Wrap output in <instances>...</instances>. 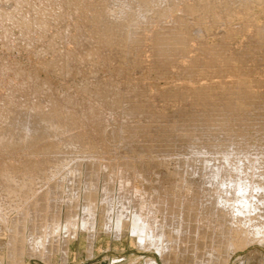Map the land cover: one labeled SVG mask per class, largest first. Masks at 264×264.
<instances>
[{
    "label": "bare ground",
    "instance_id": "bare-ground-1",
    "mask_svg": "<svg viewBox=\"0 0 264 264\" xmlns=\"http://www.w3.org/2000/svg\"><path fill=\"white\" fill-rule=\"evenodd\" d=\"M3 1H5V0H2V1H0V2H3ZM19 1H21V2H19ZM22 1L23 0H18V5L19 4H23L25 1H29V0H25V1H23V3H22ZM46 1V0H45ZM52 1H54V0H52ZM60 1H62V0H60ZM64 1V3L66 2V4H65V6L63 5V3L61 4L60 3V6L61 5H63L62 7H66L67 8V6L68 5H71V7H70V9L72 8V10L71 11H74L73 10V8L74 7H78L79 6V8H81L82 9V7H83V9L82 10H84L83 11V13H81L80 11H82V10H80V11H78V12H80L81 14H83V15H81L80 14V16H82V19H83V21L81 22V21H79L80 23H84V24H82L80 27L83 29V25L86 27H84V29H86V34H84L85 35V38H84V35H82L81 34V37H83L84 39H86L85 41L87 42V41H89V40H87V38L86 37H88V38H95V39H97V42L96 41H92V42H96L97 43V46H98V43L99 42H101L100 43V47H102V52L99 50V48L100 47H96L95 45H96V43H93V45L95 46V49L96 48H98L97 50L98 51H100L99 53L101 54V55H103L104 54V49L106 48L105 46H107V48L106 49H110V48H112L111 50H118L119 52L117 53L115 50L113 51V52H116V54L118 55V54H120V52H121V54L122 55H120V56H122V58L123 57H126V56H129V57H127L128 59L130 58V55H128V52H131L132 54H133V56H132V54L131 53H129V54H131V58H130V60H134V61H131V62H133L132 63V65L134 64V63H136L137 61L136 60H138L139 59V56L140 55H143V54H140V51H141V49L143 50L144 48H142V44H145L146 42H147V40H149L150 41V38H151V41L153 42V45L155 44V45H157V46H159L158 47V49L156 50L155 48L157 47H155V48H153V47H151V44L152 43H150L149 41V43H150V45L149 44H146V45H144V47H146L147 45L148 46H150L151 48H153V51L154 50H156L154 53L153 52H151L152 54H154V55H158L159 53H161V54H163V56H164V54L169 50V53H170V51L172 50V52H173V54L171 55L172 57H173V55H174V52H176L179 48L181 49L182 47H181V44H183L182 42H184L187 38H184V37H182V35H181V37L178 35V33L180 34V33H184V30L181 32V30L182 29H185L186 30V32H188V30H189V28H193V26H194V28L191 30V32H192V34L194 33V38L197 40V42H198V44L197 45H199V50L201 49L200 47H201V45L199 44L200 42H201V44L203 45L205 42H203L204 40V37L202 38V36L203 35H205V34H203L204 32H205V27L206 28H208V26H210L211 25V23H213V24H215L214 22H217V21H215V20H217L218 19V22L220 21V19H221V17H220V14L218 13V11L220 12L221 10H226L225 11V13H224V15H223V18H224V16H225V19L227 20V24H229V21H230V19L231 18H233V16H234V18H235V15H237V14H239L240 16H244L243 18H244V20H241V21H243V23H244V21H245V18L247 17H249L250 15L252 16L253 14L252 13H250L251 11H253V8L256 6V5H258L259 7L262 5V4H264V0H193L192 2L190 1H188V0H186V2H182L181 0H179L180 2H182V3H184L183 4V6H182V8H180V6H181V4H180V2H179V4H180V6L177 4V0L176 1H174V0H102V1H100V2H96L97 0H91V1H94V2H92V3H89L88 1H85L84 0V2H87L88 3V5H86V6H84V5H82V3H84V2H82V1H80V2H82L81 4L79 3V0H71V2L73 3V5H75L74 7H73V5L71 4V2L69 1V0H63ZM70 2V4H68L67 2ZM185 1V0H184ZM188 1V2H187ZM30 2H31V0H30ZM41 2V1H40ZM47 2H49V1H46V2H42V3H44L45 5L47 4L48 5V3ZM174 2H176V3H174ZM233 2H234V4H233ZM15 3V2H14ZM26 3V2H25ZM25 3L23 4V5H25ZM41 3V4H42ZM51 3V1L49 2V4ZM55 3H57V4H55ZM55 3H52L51 5H52V7H53V10H54V7L55 6H53V4L54 5H58L59 4V2H55ZM232 3V4H231ZM30 4V3H29ZM34 4L36 5V3L34 2ZM40 3H38V5H41ZM68 4V5H67ZM178 5L179 6V8L181 9V11H182V13L183 14H181V15H193L192 17H193V19H192V17H191V19H192V22H190L189 21V19H188V23H190V26L191 27H189V25H188V23H187V29L186 28H184L185 26H186V24L185 23H183V22H185V21H187V18H186V20L185 19H183V21H181V23H182V26H183V24H184V26H183V28H182V26L180 27L179 25V27L180 28H182V29H179V28H177V30L179 29L180 31L178 32L177 30L176 31H173L174 30V28L176 27H174L173 25H176V24H179L180 23V20H182L181 18H182V16L179 18V17H177V18H179V20L176 18V20H178L179 22L178 23H174L172 26L174 27V28H172V26L170 27L171 28V30L169 31V29H168V27H162V29L160 28V24L159 25H157L158 24V22L156 23V20L157 21H159V20H161V18H160V15H162L161 17H163V16H165L166 17V12H168V10H170L168 7H173L174 5ZM223 4V6L225 5V6H228V7H226L225 8V6H224V8L221 6ZM1 5V4H0ZM17 4H16V6H18ZM28 5V4H27ZM43 5V4H42ZM41 5V6H42ZM67 5V6H66ZM177 5H176V7H177ZM22 6V5H21ZM20 5H19V7H21ZM29 6H31V8L33 9L32 11H34L35 9H37L34 5V7H32V4L31 5H29ZM29 6H27V7H29ZM37 6V5H36ZM44 6V5H43ZM166 8H168V9H166ZM221 6V8H219ZM2 7V6H1ZM4 7H5V5H4ZM10 7H11V5H10ZM18 7V8H19ZM24 7H26V5L24 6ZM24 7L22 6V8L24 9ZM26 7V8H27ZM40 7V6H39ZM44 7H46V6H44ZM43 7V9L44 10H42V11H44L45 13L47 12L48 13V7H50V6H48V7H46V11H45V8ZM58 7H59V5H58ZM61 7V8H62ZM175 7V8H176ZM13 8V7H12ZM11 8V9H12ZM17 8V7H16ZM21 8V9H22ZM31 8H29V9H31ZM35 8V9H34ZM41 8L42 7H40V9L38 10L39 11V13H37L38 11H36L35 13H37V15L36 16H34L35 18H29V16H28V13L30 12H28V10L29 9H26V11H25V9H24V11H23V14H21V9H19L20 10V15H18V17L20 16L21 17V15H24V13H27L26 15L28 16V18H26V16H24V18H26L27 19V22L25 23L26 25H27V23H29L28 25H31V24H34V26H35V29L38 31V28H40L41 30H42V28H41V26H42V24L44 23H46L47 21H45V19H46V17H47V13L46 14H42V12H41ZM60 8V7H59ZM164 8H165V10H164ZM174 7H173V12H174V9H175ZM227 8H228V10H230L229 12L227 11ZM236 8V9H235ZM260 8H262V7H260ZM263 8H264V6H263ZM2 9V8H1ZM8 9V8H7ZM10 9V8H9ZM52 9V8H51ZM50 9V10H51ZM58 9V8H57ZM57 9L55 10V14H59L58 13V11L60 10H64V9H58V11H57ZM68 9V8H67ZM178 8H176V10H177ZM218 9H221V10H218ZM15 11H16V9H14ZM14 10H13V12H14ZM19 10H17L16 12H18ZM53 10H51V11H49V12H51V13H53ZM77 10H79V9H76L75 11H77ZM5 12H6V10H4ZM3 10H2V12H4ZM8 11V10H7ZM32 11H31V13H29L30 14V16H31V14H32ZM180 11V10H179ZM263 11V10H262ZM262 11L260 12L261 14H262ZM10 12L12 13V11L10 10ZM9 12V13H10ZM15 12V13H16ZM41 12V13H40ZM57 12V13H56ZM68 12V11H67ZM70 12V11H69ZM77 12V13H78ZM165 12V13H164ZM178 12V11H177ZM176 12V13H177ZM221 12H223V11H221ZM220 12V13H221ZM226 12H227V14H226ZM6 13H8V12H6ZM6 13H4V15H3V13H1V10H0V15L2 14V16H5V14ZM9 13L8 14H6V17H2V18H4V19H7V20H10L11 19V22L10 21H8L7 22V20H6V22H7V25L4 27L5 29H7V30H9L10 31V26L12 25V22H14V20L16 19H14L13 18V15L10 13V15H11V17L14 19L13 21H12V18H10V16H9V19H8V15H9ZM54 13L53 14H49L48 15V17H54V16H56L55 18H57V15H54ZM63 13H66L65 11L63 12ZM74 13V12H73ZM72 13V14H73ZM179 13V12H178ZM259 13V14H260ZM263 13H264V11H263ZM60 14H61V12H60ZM67 14V18H68V13H66ZM79 14V13H78ZM152 14L154 15V14H156V15H158V17H159V19H157V16H152ZM169 14V13H168ZM217 14H219V15H217ZM222 14L223 13H221V16H222ZM16 15H17V13H16ZM52 15H54V16H52ZM65 15V14H64ZM75 15H76V12L74 13V18H75ZM177 15V14H176ZM183 16V18H185L186 16ZM239 15H237V16H239ZM249 15V16H248ZM32 16H33V14H32ZM45 16V17H44ZM60 16L61 15H59V17H58V19L60 18ZM63 16V15H62ZM80 16H79V18H80ZM151 16V19L149 18ZM170 16L172 17H175L172 13L170 14ZM170 16H169V18H170ZM209 16V17H208ZM236 16V17H237ZM251 16L249 17V18H251ZM254 16H255V14H254ZM14 17H16L15 15H14ZM23 17V16H22ZM64 17V16H63ZM65 17H66V15H65ZM65 17L63 18V19H65ZM71 17V16H70ZM72 17V18H73ZM154 17H156V19H155V21L154 20H152ZM163 18L164 19V21H165V19L166 18H168V15H167V17L166 18ZM229 17H230V19H229ZM24 18H20V19H23L24 20ZM45 18V19H44ZM51 18V19H52ZM78 18V19H79ZM206 18H209V20H214L213 22L212 21H210L209 23H210V25H209V23L208 22H206ZM211 18V19H210ZM220 18V19H219ZM221 19V20H224L225 21V19ZM233 18V19H234ZM246 18V19H247ZM249 18L247 19L249 22H251L252 21V19L251 20H249ZM252 18H253V16H252ZM0 19H1V17H0ZM3 19V20H4ZM26 19L24 20V21H26ZM32 19V20H31ZM51 19H47L48 20V23H49V21H51V22H55V25L57 24L56 23V21L58 22V19H54V20H51ZM63 19H60V24H61V22L63 21ZM76 19V18H75ZM77 19V20H78ZM81 19V18H80ZM148 19L149 20H152V22L151 21H148ZM174 20V22H175V18H173ZM229 19V20H228ZM2 20V19H1ZM1 20H0V23H3V25L5 24L4 22H5V20L3 21V22H1ZM18 20V19H17ZM19 21L18 23H21V27H23V22L24 21ZM62 20V21H61ZM67 20V22H69V18L68 19H66ZM65 20V21H66ZM170 20V21H169ZM168 20V24H167V20L165 21V23L167 24V26L168 25H170L169 24V22H172L171 20L172 19H169ZM29 21V22H28ZM146 21H148V22H150V23H153V21L156 23H154L155 24V26L156 27H158L159 26V28L161 29V30H163V32H161L160 31V29H158L157 30V28L156 27H154V28H156V31H154L153 32V30L152 29H150V31L152 30V36L153 37H151L150 35H151V33L149 34V35H147L148 34V32L146 33V35L147 36H150V38L149 37H145L146 35H145V33H143L142 31H140L141 29H139V32L141 33L142 32V34H140V36H143V34H144V37H145V40L143 39L144 37H140L139 36V34L137 35V34H135V35H137V36H134V32L136 33H138V28H141V27H139V26H141V24L142 25H145V22ZM256 21V20H255ZM15 22H16V20H15ZM15 22H14V24H15ZM54 22H53V25H54ZM78 22V21H77ZM78 22V23H79ZM147 22V23H148ZM160 22V21H159ZM247 22V21H246ZM10 24V26H8L9 24ZM46 24V26L45 27H47L48 29L49 28H51L50 26H49V24ZM144 23V24H143ZM146 23V24H147ZM162 23V22H161ZM164 23V22H163ZM207 23V25H205ZM220 23H221V21H220ZM219 23V24H220ZM223 24H224V22H222ZM242 23V24H243ZM261 23V22H260ZM264 23V22H263ZM13 24V25H14ZM41 25L40 27H37L36 25ZM69 24V23H68ZM71 24V23H70ZM73 24H74V22H73ZM72 24V25H73ZM76 24V23H75ZM227 24H225L226 25V27L228 26ZM237 24V23H236ZM247 24V23H246ZM251 25H252V27H253V24L252 23H250ZM249 24V25H250ZM1 25V24H0ZM2 25V26H3ZM12 25V26H13ZM16 25H17V22H16ZM71 25V26H72ZM181 25V24H180ZM239 25H241L240 24V22H239V24L237 25V26H239ZM245 25V23L242 25V26H244ZM255 25V24H254ZM263 25V24H262ZM25 26V25H24ZM32 26V25H31ZM31 26H29V27H31ZM49 26V27H48ZM61 26V25H60ZM70 26V27H71ZM77 26V25H76ZM146 26V25H145ZM145 26L144 27H142V29L143 28H145ZM177 26V27H178ZM216 26V25H215ZM215 26H213V28H215ZM219 25L217 24V27H218ZM259 26V25H258ZM8 27H9V29H8ZM14 28H15V25L13 26ZM17 27V26H16ZM20 26H18V28H19ZM21 27H20V29H21ZM28 27V28H29ZM37 27V28H36ZM43 27V26H42ZM78 27V26H77ZM148 27V26H147ZM150 27V26H149ZM153 27V26H152ZM151 27V28H152ZM229 27V26H228ZM226 28L227 30L229 29V28ZM232 27H234V26H232ZM249 27V26H248ZM255 27V26H254ZM261 27V26H260ZM1 28V27H0ZM13 28V29H14ZM27 28V29H28ZM44 28V27H43ZM47 28L44 30V31H40V32H43V33H45V32H47L48 30H47ZM65 28V27H64ZM75 28V27H74ZM80 28V29H81ZM137 28V29H136ZM163 28H165V29H163ZM242 28V27H241ZM240 28V29H241ZM250 28V27H249ZM256 28V27H255ZM254 28V29H255ZM4 29V30H5ZM19 29V30H20ZM23 29H26L25 27H23ZM31 29V28H30ZM30 29H28L27 31L28 32H30L31 30L33 31L34 30V27L30 30ZM39 29V30H40ZM59 29V28H58ZM77 29V28H76ZM146 29V28H145ZM143 30V31H146V30ZM148 29V28H147ZM168 31H167V30ZM173 29V30H172ZM209 29V28H208ZM245 29H247V28H245ZM250 29H252V28H250ZM254 29H252L253 31H252V33L254 32ZM263 32L262 31H260L261 29L259 28V31H260V33H258L257 34V36H258V38H259V42L260 43H262V44H259V45H263L264 44V25H263ZM7 30H6V32H7ZM15 30V29H14ZM13 30V31H14ZM36 30H34V31H36ZM47 30V31H46ZM75 30V29H74ZM135 30H137V31H135ZM149 30V29H148ZM147 30V31H148ZM155 30V29H154ZM164 30H166V31H164ZM190 30H189V32H190ZM214 30V29H213ZM234 30V29H233ZM239 27H238V29H237V27H236V31L239 33V31L241 32V30H239ZM7 32V33H10V32ZM22 31H23V33H22ZM27 31H25V33L27 32ZM76 31V30H75ZM74 31V32H75ZM236 31H234V33L236 34L237 32ZM246 31V30H245ZM27 32V35L29 34ZM49 32H51V31H49ZM53 32V31H52ZM57 32V31H56ZM70 32V31H69ZM178 32V33H177ZM185 32V35L187 34ZM188 32V33H189ZM191 32H190V34H189V38H188V42H190V44H191V41H189V39H191L192 41H193V37H191L190 38V35L192 36V34H191ZM232 32V36L229 34V33H231ZM231 32H230V29H229V32H227L226 34L227 35H225L226 36V38L225 37H223L222 39L224 40V38H225V40H226V42H227V40L229 41H232V39L231 38H229V37H232L233 38V40L235 39L234 38V33H233V31H232V28H231ZM244 32V28H243V31H242V33ZM248 32V31H247ZM258 32V28L256 29V33ZM4 33H5V31H4ZM22 33V34H21ZM31 34L30 35H34L35 33H33V32H30ZM33 33V34H32ZM62 33V32H61ZM65 33V32H64ZM83 33H85V31L83 32ZM212 33V32H211ZM245 33V32H244ZM255 33V32H254ZM2 34V33H1ZM37 34H38V32H37ZM40 34V33H39ZM39 34L37 35V37L39 36ZM45 34H47V33H45ZM52 34V33H51ZM60 34V33H59ZM73 34V33H72ZM5 35H6V33H5ZM20 35H23V37L26 35V34H24V30H22L21 29V32H20ZM54 35H57V34H54ZM74 35V34H73ZM72 35V36H73ZM184 35V34H183ZM251 36H253V34H250ZM13 36V35H12ZM36 36V35H35ZM34 36V37H35ZM48 36H49V34H48ZM70 36H71V34H70ZM71 36V37H72ZM75 36V35H74ZM95 36V37H94ZM206 36H207V34H206ZM205 36V37H206ZM2 37V36H1ZM10 37V36H9ZM15 37V36H14ZM186 37V36H185ZM187 37H188V35H187ZM255 37H256V35H255ZM11 38V37H10ZM19 38V37H18ZM22 38V37H21ZM25 38V37H24ZM65 38V37H64ZM76 38V37H75ZM148 38V39H147ZM201 38V39H200ZM1 39H3V38H1ZM5 39V38H4ZM7 39H8V35H7ZM35 39H37V38H35ZM38 39H39V37H38ZM41 39V38H40ZM61 39V38H60ZM78 39H80V36H79V38ZM84 39H83V45L85 46L86 45V43L84 44ZM147 39V40H146ZM207 39V38H206ZM256 39V41L258 42V39L257 38H255ZM11 40V39H10ZM23 40V39H22ZM25 40V39H24ZM44 40V39H43ZM50 40V39H49ZM65 40V39H64ZM68 40V39H67ZM82 40V39H81ZM143 40L144 41H146L145 43L143 42ZM196 40H194V42L196 41ZM199 40V41H198ZM208 40V39H207ZM223 40H221L222 41V43L220 44H218V45H222V44H226V42H224ZM4 41V40H3ZM9 41V40H8ZM14 41V40H13ZM26 41V40H25ZM47 41V40H46ZM63 41V40H62ZM61 41V42H62ZM66 41V40H65ZM64 41V42H65ZM69 41V40H68ZM73 41V40H72ZM77 41H79V40H77ZM90 41H91V39H90ZM89 41V43L90 44H88V42H87V44L88 45H90L91 46V49H92V47H94L93 45H91V43L92 42H90ZM99 41V42H98ZM12 42V41H11ZM14 42H16V40L14 41ZM17 42H19V41H17ZM22 42V41H21ZM27 42V41H26ZM32 42V41H31ZM35 42V41H34ZM74 42V41H73ZM80 42V41H79ZM79 42H77V43H79ZM80 42V43H81ZM147 42V43H148ZM193 42V43H194ZM197 42H195V43H197ZM207 42V41H206ZM224 42V43H223ZM28 43V42H27ZM67 43V42H66ZM78 44V47H76V48H78L79 49V51L80 50H82V49H84V46H83V48L82 47H80L79 45H81V44ZM184 43H187V42H184ZM229 43V42H228ZM18 44V43H17ZM26 44V43H25ZM33 44V43H32ZM31 44V45H32ZM38 44H40V42L38 43ZM52 44H55V43H52ZM72 44V43H71ZM76 44V43H75ZM168 44H170V47H172L171 45L173 44V45H175L176 47L174 48V51H173V48L171 49L170 47H169V45ZM207 44V43H206ZM216 44V43H215ZM224 44V45H225ZM12 45V44H11ZM27 45V44H26ZM56 45V44H55ZM77 45V44H76ZM102 45V46H101ZM105 45V46H104ZM154 45V46H155ZM195 45V44H194ZM214 45V44H213ZM213 45H203V46H208L206 49L204 48L203 50L205 51H208L211 47H209V46H212L213 48H216V49H213V48H211L210 49V51H208L207 53H208V55L207 56H209L210 57V53L213 55L212 57H214V60H215V62H216V59L219 57V60H220V53L221 54H223V52L225 51L224 49H226L225 47H223L224 45H222V49L224 50L223 52H220V47L217 45L216 47H214ZM10 46V45H9ZM15 46V45H14ZM48 46V45H47ZM66 46V45H65ZM68 46V45H67ZM72 46H74V45H72ZM178 46H180L179 48H177ZM184 46V45H183ZM192 46V45H191ZM196 46V45H195ZM195 46H192V47H194L195 49H196V47ZM202 46V47H203ZM225 46H227V45H225ZM5 47V46H4ZM80 47V48H79ZM86 47H88V46H86ZM85 47V48H86ZM149 47V48H150ZM191 47V48H192ZM217 47H219V48H217ZM264 47V45L262 46V48ZM46 48V47H45ZM60 48V47H59ZM82 48V49H81ZM104 48V49H103ZM170 48V49H169ZM184 48L185 47H183V51H185L187 48H185V50H184ZM40 49V48H39ZM55 49V48H54ZM66 49V48H65ZM91 49H89V48H87L86 50H85V52H84V50L83 51H81L80 53L81 54H83V53H85V54H89V56L91 55L88 51L90 50L91 51ZM94 49V48H93ZM108 49V51L106 52L107 54L108 53H110L109 50ZM146 49V48H145ZM175 49H176V51H175ZM180 49L178 50V52H180V54H182L183 53V51H180ZM189 50H191V52H193L194 53V51H192V49H190V48H188ZM195 49H193V50H195ZM208 49V50H207ZM221 49V50H222ZM27 50V49H26ZM59 51H61L60 49H58ZM63 50V49H62ZM97 50H94V51H97ZM149 50V49H148ZM188 50V51H189ZM202 50V49H201ZM201 50H200V52H201ZM202 50V53L204 52ZM262 50L263 49H260V51L262 52ZM44 51V50H43ZM64 51V50H63ZM76 51V50H75ZM93 51V50H92ZM98 51H97V53L96 54H98ZM147 50H145V51H143V52H146ZM152 51V50H151ZM158 51V53H156ZM196 51V50H195ZM198 51V50H197ZM53 52H55L54 50H53ZM71 52V51H70ZM142 52V53H143ZM171 52V53H172ZM186 52V53H185ZM182 55H185V54H187V51H185ZM191 52H189L188 54H190ZM210 52V53H209ZM220 52V53H219ZM57 53H59V52H57ZM56 53V54H57ZM62 53V52H61ZM69 53V52H68ZM72 53V52H71ZM74 53V52H73ZM126 55H125V54ZM168 53V52H167ZM167 53H166V55H167ZM168 53V54H169ZM192 53V54H193ZM199 53V51L197 52V54ZM81 54H79L80 56H79V58L80 59H76L77 61L78 60H80V63H84V61L83 62H81L83 59H81V57H83V56H81ZM100 54H98V55H100ZM115 54V55H116ZM137 56H136V55ZM176 54H178L177 52H176ZM175 54V56H176V59L179 61V57L177 58V56H180V55H176ZM187 54V55H188ZM197 54H196V56H197ZM203 54H206V52L205 53H203ZM63 55H65V53L63 54ZM94 54H92V56H93ZM109 56H110V54H108ZM111 55H112V52H111ZM114 55V54H113ZM112 55V56H113ZM123 55H125V56H123ZM151 55V54H150ZM154 55H151V57L152 56H154ZM154 56V58L156 57H158V56ZM165 55V56H166ZM182 55L180 56V60H181V62H183L182 60H185L186 62H187V59H186V57H187V55H185L186 57H182ZM194 55V58L197 60V58H198V56H200V54H198V56H197V58H196V56H195V54H193ZM219 55V56H218ZM263 55V54H262ZM58 56V55H57ZM69 56H72L71 54H69ZM75 56V55H74ZM73 56V57H74ZM88 56V55H87ZM83 57V58H85L86 60L88 59V57ZM95 56H97V55H95ZM95 56H94V58H95ZM104 56L106 57V55H103V58H104ZM119 56V55H118ZM138 58H136V57ZM146 56V55H145ZM145 56H142V57H144L145 58ZM147 56H149V54L147 55ZM169 56V55H168ZM170 56V57H171ZM192 56V55H191ZM191 56H188V57H190L191 58ZM203 56V55H202ZM205 56L206 55H204V59L203 58H201V56H200V58H198V60H204V62H202V67H203V65H204V63L206 64V62L205 61H207V63L208 64H206V66L208 67V65L210 64V66L213 64V63H211V57L209 58V57H207V59L205 58ZM216 56H218L216 59H215V57ZM55 57V56H54ZM60 57V56H59ZM64 57V56H63ZM62 56H61V58H62V60L63 59H67V57H68V54H67V57L65 56V58H63ZM91 57V56H90ZM99 56H97L96 58V60H99V61H102V60H100V59H102V57L100 56L99 58H98ZM108 57V56H107ZM106 57V58H107ZM111 57V56H110ZM114 57V59L116 58H119V60L120 59H122L121 57H117V56H113ZM113 57H111V58H109L110 60H106L107 62L108 61H110L111 62V59L113 58ZM133 57V58H132ZM141 56H140V58L141 59H143ZM171 57V58H172ZM261 57V56H260ZM264 56H262V58H263ZM70 58V57H69ZM105 58V59H106ZM161 58H163L164 59V57H161ZM166 58H168L167 56H166ZM170 58V59H171ZM192 58H193V56H192ZM191 58V59H192ZM193 58V59H194ZM233 57H230V66L232 67V62H233V60H234V58H233V60L231 61V59H232ZM65 59V60H66ZM71 59H73L72 57H71ZM71 59H69V61L71 60ZM105 59H103V63L105 62L104 60ZM113 59V61L115 62V60ZM125 59V58H124ZM123 59V60H124ZM128 59H127V61H128ZM173 59V58H172ZM172 59H171V61L170 60H167V59H165V60H167V61H170V62H172V64L171 65H173L174 63H175V61L173 62L172 61ZM209 59H210V61H209ZM264 59V58H263ZM55 60V59H54ZM53 60V61H54ZM59 60H60V64H61V62H63V61H61V59L59 58ZM64 60V61H65ZM95 60V61H96ZM119 60L117 61L116 60V62L115 63H119ZM122 60V61H123ZM129 60V61H130ZM152 60H153V58H152ZM156 60V62L158 61V59H155ZM154 60V61H155ZM174 60V59H173ZM189 60V59H188ZM197 60V61H198ZM201 60H200V63H201ZM58 61V60H57ZM68 61V60H67ZM67 61H65V62H67ZM88 61V60H87ZM94 61V62H95ZM126 61V62H127ZM136 61V62H135ZM139 61V60H138ZM142 61V60H141ZM140 61V62H141ZM150 61V60H149ZM154 61H152L153 63H154ZM164 63H163V62ZM161 61V67H163V66H165V65H167L168 64V62H167V64L165 63L166 61H164V60H162ZM178 61H176V63L178 62ZM209 61V62H208ZM218 61V60H217ZM52 62V61H51ZM72 62V61H71ZM107 62H105V63H107ZM109 62V63H110ZM114 62H113V65H114ZM121 62V61H120ZM147 61L145 60V62L144 63H146ZM170 62H169V64H170ZM177 63V64H179V65H181V64H183V63ZM214 62V61H213ZM236 62V61H235ZM234 62V63H235ZM53 64L54 63H56V62H52ZM59 63V62H58ZM64 63V62H63ZM62 63V64H63ZM87 63V62H86ZM90 63V62H89ZM99 62H97V63H95L96 65L98 64ZM102 63V62H101ZM101 63H99V64H101ZM103 63L101 64V65H103ZM117 63V64H118ZM123 63V62H122ZM122 63H120V65L122 64ZM175 63V64H176ZM185 63V62H184ZM189 63V62H188ZM190 63H191V60H190ZM195 64L196 63V65H197V63H199V61L198 62H193V60H192V63L191 64ZM199 63V64H200ZM217 63V62H216ZM219 64L221 63V61L220 62H218ZM66 64H68V62L66 63ZM65 63H64V65H66ZM71 64V63H70ZM127 64V63H126ZM147 64V63H146ZM159 64H160V62H159ZM165 64V65H164ZM193 64V65H194ZM198 64V65H199ZM222 64V63H221ZM72 65H73V63H72ZM75 65V64H74ZM73 65V67H75ZM105 65V64H104ZM107 65H109L108 63H107ZM111 65V64H110ZM116 65V64H115ZM119 65V66H120ZM150 65H152V63L150 64ZM154 65H157L156 63L154 64ZM188 65V64H187ZM193 65H191V66H193ZM196 65H194V66H196ZM197 65V66H198ZM200 65V66H201ZM236 65V64H235ZM57 66H58V64H57ZM62 66V65H61ZM80 66V65H79ZM86 66H88V65H86ZM90 66V65H89ZM92 66V65H91ZM94 66V65H93ZM124 66V65H123ZM126 66V65H125ZM136 66V65H135ZM144 66V65H143ZM146 66V65H145ZM158 66V65H157ZM160 66V65H159ZM167 66H169V65H167ZM167 66H165L163 69L164 70H166L167 71V68H170V67H167ZM182 66V68L183 67H186V66H183V65H181ZM190 65L188 66L189 67V69L186 67V73L188 72V75H190L191 73H194L195 71H197V69H195V68H192L193 69V72H191V67ZM205 65H204V67H206ZM209 66V67H210ZM221 66V65H220ZM52 67V66H51ZM64 67V66H63ZM81 67V66H80ZM98 67V66H97ZM107 67V66H106ZM114 67H116V66H114ZM113 67V68H114ZM147 67V66H146ZM149 67V66H148ZM152 67V66H151ZM153 67H155V66H153ZM153 67H152V69H153ZM167 67V68H166ZM177 67H178V65H177ZM176 67V68H177ZM199 67V66H198ZM204 67H203V70L206 72V68L204 69ZM222 67H223V65H222ZM221 67V68H222ZM10 68V67H9ZM58 68V67H57ZM104 68H105V66H104ZM103 68V69H104ZM112 68V69H113ZM126 68V67H125ZM131 68V67H130ZM135 68V67H134ZM155 68H160V67H155ZM173 68H175V67H173ZM179 68V67H178ZM181 68V67H180ZM181 68V69H182ZM220 68V69H221ZM36 69V68H35ZM67 69V68H66ZM75 69H77V68H75ZM79 69V68H78ZM81 69V68H80ZM84 69V68H83ZM115 69V68H114ZM145 69V68H144ZM172 69V68H171ZM184 69V68H183ZM187 69L189 70V71H187ZM199 69V68H198ZM52 70V69H51ZM55 70V69H54ZM62 70H64V69H62ZM69 70V69H68ZM71 70H73V69H71ZM70 70V71H71ZM82 70V69H81ZM108 70V69H107ZM106 70V71H107ZM120 70V69H119ZM148 70H150V69H148ZM159 70V69H158ZM173 70V69H172ZM171 70V71H172ZM199 70H202V68L200 67V69ZM202 70V71H203ZM209 70V69H208ZM207 70V71H208ZM9 71V70H8ZM47 71V70H46ZM61 71V70H60ZM65 71V70H64ZM74 71V70H73ZM116 71H118V69L116 70ZM123 71V70H122ZM121 71V72H122ZM124 71H125V69H124ZM124 71L122 72V74L124 73ZM166 71H164V73L166 72ZM170 71V70H169ZM181 71V70H180ZM185 71V70H184ZM203 71V72H204ZM210 71V70H209ZM62 72V71H61ZM66 72V71H65ZM80 72V71H79ZM87 72H89V70L87 71ZM91 72H93V70H91ZM110 72V71H109ZM120 72V71H119ZM126 72H127V68H126ZM130 72V71H129ZM175 72H177L178 73V71H175ZM191 72V73H190ZM198 72V71H197ZM201 72V71H200ZM199 72V73H200ZM59 73V72H58ZM63 73V72H62ZM67 73V72H66ZM84 73V72H83ZM96 73V72H95ZM98 73V72H97ZM118 73V72H117ZM138 73V72H137ZM144 73V72H143ZM143 73H141V74H143ZM167 73V72H166ZM174 73V72H173ZM185 73V72H184ZM185 73V75H187ZM190 73V74H189ZM61 74V73H60ZM71 74V73H70ZM121 74V73H120ZM130 74V73H129ZM131 74H132V72H131ZM130 74V75H131ZM136 74V73H135ZM139 74V73H138ZM179 74V73H178ZM180 74H182V73H180ZM198 74V73H197ZM16 75V74H15ZM66 75V74H65ZM68 75V74H67ZM96 75V74H95ZM119 75V74H118ZM133 75V74H132ZM140 75V74H139ZM176 75V74H175ZM184 75V74H183ZM187 75V76H188ZM21 76V75H20ZM34 76V75H33ZM97 76V75H96ZM111 76V75H110ZM141 76V75H140ZM170 76V75H169ZM174 76V75H173ZM177 76V75H176ZM193 76V75H192ZM195 76V75H194ZM229 76H231V75H229ZM18 77V76H17ZM16 77V78H17ZM65 77V76H64ZM92 77V76H91ZM120 77H122V76H120ZM133 77V76H132ZM135 77V76H134ZM143 77V76H142ZM175 77V76H174ZM173 77V78H174ZM189 78H190V76H188ZM234 77V76H233ZM238 77V76H237ZM240 77V76H239ZM88 78V77H87ZM117 78V77H116ZM129 78V77H128ZM136 78H137V76H136ZM136 78H135V80H136ZM140 78V77H139ZM182 77H180V79H181ZM193 78H195V77H193ZM192 78V79H193ZM85 79V78H84ZM113 79H115V77L113 78ZM112 79V80H113ZM124 79V78H123ZM141 79V78H140ZM183 79H185V81H186V78H183ZM213 79V78H212ZM243 79V78H242ZM253 79V78H252ZM86 80V79H85ZM110 80H111V78H110ZM121 80V79H120ZM126 80V77H125V79H124V81ZM133 80H134V78H133ZM169 80V79H168ZM178 80V79H177ZM190 80V79H189ZM198 81H200V79L198 78L197 79ZM196 80V81H197ZM245 80V79H244ZM264 80V79H263ZM119 81V80H118ZM181 81V80H180ZM192 81H194V79L192 80ZM222 81V80H221ZM224 81H226V80H224ZM223 81V82H224ZM228 81V80H227ZM242 81V80H241ZM260 81V80H259ZM16 82V81H15ZM108 82V80H106V82H105V80H104V84L105 83H107ZM121 82V81H120ZM129 82V81H128ZM174 82H176V81H174ZM178 82V81H177ZM219 82H220V80H219ZM223 82H222V84H223ZM232 82H233V80H232ZM235 82V81H234ZM233 82V83H234ZM264 82V81H263ZM263 82H261L262 84H263ZM10 83V82H9ZM45 83V82H44ZM84 83V82H83ZM98 83H101V82H98ZM109 83V82H108ZM113 83V82H112ZM116 83V82H115ZM167 84H168V82H166ZM183 83V82H182ZM181 83V84H182ZM186 83V82H185ZM184 83V84H185ZM193 83V82H192ZM198 83V82H197ZM207 83V82H206ZM211 83V82H210ZM217 83V82H216ZM221 83V82H220ZM220 83H218V84H220ZM237 83H242V82H237ZM110 84V83H109ZM119 84V83H118ZM172 84V83H171ZM170 84V85H171ZM198 84H201V82H199ZM212 84H213V82H212ZM222 84H221V86H222ZM85 85H87V84H85ZM113 85H114V83H113ZM117 85V84H116ZM124 85V84H123ZM126 85H127V83H126ZM151 85V84H150ZM173 85V84H172ZM177 85H179L178 83H177ZM196 85V84H195ZM224 85V84H223ZM239 85V84H238ZM238 85H236L235 87L236 88H239L238 87ZM15 86V85H14ZM97 87H98V85H96ZM108 85H106V87H107ZM120 86H122V83H121V85ZM185 86V85H184ZM225 86V85H224ZM223 86V87H224ZM227 86V85H226ZM231 86H233V84L231 85ZM231 86H230V88H231ZM251 86H253V85H251ZM261 86V85H260ZM263 86V85H262ZM261 86V87H262ZM42 87V86H41ZM103 87V86H102ZM110 89H108L109 91H111L110 92V94H108L109 93V91L107 90V96H111L112 94H113V88H115L114 86H113V88H111L112 87V85L111 86H108ZM107 87V88H108ZM116 87H118V86H116ZM123 87V86H122ZM125 87V86H124ZM169 87V86H168ZM171 87H173V86H171ZM176 87V86H175ZM174 87V88H175ZM180 87V89H181V86H179ZM179 87L177 86V89L179 90ZM187 87V86H186ZM198 87V86H197ZM196 87V88H197ZM201 87H203V85L201 86ZM210 88V86H207V88ZM261 87H260V89H261ZM35 88V87H34ZM90 88H91V86H90ZM89 88V89H90ZM100 88H101V86H100ZM100 88L98 87V88H96V89H98V90H100ZM105 87H103V90H104V92H103V90H102V92L104 93V95H102L103 93L102 92H99V95H101L100 96V98H97V100H100L101 98H102V96H104L103 98L105 99V101H107V97H105L106 95H105V89H104ZM106 88V89H107ZM119 88V87H118ZM152 88V87H151ZM170 88V87H169ZM191 88V87H190ZM211 88H213V86L211 87ZM229 87L227 88V89H229V90H231ZM32 89V88H31ZM85 89H87V88H85ZM94 89H95V87H94ZM102 89V88H101ZM116 89V88H115ZM153 89V88H152ZM185 88H183L180 92L178 91V93L175 91V89H174V91L177 93V96H178V98H179V96H180V98L181 99H183L184 97H182V96H184V95H186V93L188 94V91L186 92V90H184ZM198 89H200V87H198ZM205 89V90H204ZM204 91H205V93H206V88H205V86H204ZM215 89H220L221 91H222V89H221V87L219 88L218 87V85H217V87L215 88ZM226 89V88H225ZM263 89V88H262ZM30 90V89H29ZM72 90V89H71ZM118 89H116V91H117ZM125 90V89H124ZM145 90V89H144ZM148 90V89H147ZM160 91H162L161 89H159ZM166 90V89H165ZM186 92H184V91ZM192 90V89H191ZM211 90V89H210ZM209 90V91H210ZM220 90H218V91H220ZM232 90H233V88H232ZM235 90H237V89H235ZM255 90V89H254ZM92 91V90H91ZM91 91H90V94H89V96L90 95H93V94H91ZM93 91H95V90H93ZM97 91V90H96ZM101 91V90H100ZM127 91V90H126ZM137 91V90H136ZM154 91V90H153ZM152 91V92H153ZM156 91V90H155ZM173 91V92H174ZM190 91V90H189ZM197 91H199V90H197ZM197 91H196V94H199V92L197 93ZM201 91V93H202V90H200ZM217 91V90H216ZM216 91H214L215 93H216ZM256 91H257V89H256ZM258 91H261L262 92V90H258ZM115 92V91H114ZM117 92H119L120 93V90H118ZM117 92H115V94L117 93ZM138 92V91H137ZM157 92V91H156ZM166 92V91H165ZM173 92H172V94H173ZM184 92V93H183ZM192 92V91H191ZM223 92V91H222ZM221 92V93H222ZM229 93H228V98H226V99H229L230 101H231V98L229 97V95H231V93H230V91H228ZM232 92V91H231ZM263 92H264V90H263ZM92 93H94V92H92ZM97 93H98V91L96 92V97H98L97 96ZM119 93H118V96H117V94L115 95L116 97H114V94L111 96V97H114L113 99L110 97V99L112 100L111 102H112V104H115V109L117 108V107H121V106H116L117 105V103H119V102H121V103H123L124 101H125V99H124V101H123V98L125 97H122L121 95V97H119ZM123 93H124V91H123ZM129 93V92H128ZM140 93V92H139ZM138 93V95H140V94H142V93H140L139 94ZM146 93V92H145ZM148 93V92H147ZM150 93V92H149ZM176 93L175 94H173V98L176 96ZM205 93L203 92L202 94H199V95H205ZM212 93V92H211ZM220 93V94H221ZM237 93V92H236ZM236 93H235V95H236ZM252 93H253V91H252ZM257 93V92H256ZM25 94V93H24ZM120 94H122V92L120 93ZM126 94V93H125ZM124 94V95H125ZM137 93H135V96H137L136 95ZM156 94V93H155ZM154 94V95H155ZM158 94H159V92H158ZM157 94V95H158ZM169 94V93H168ZM171 94V93H170ZM172 94L170 95V96H172ZM195 94V91H194V93H192V97L193 96H195L196 97V95H194ZM208 94V93H207ZM219 93H217V95H218ZM223 94V93H222ZM225 94H227V93H225ZM225 94H223V95H221L220 97H221V99H224L225 100ZM232 94H234L233 92H232ZM238 94V93H237ZM36 95V94H35ZM62 95V94H61ZM123 95V94H122ZM146 95V96H145ZM144 96L145 97H147V96H150V95H148V94H145ZM163 95V94H162ZM213 95H216V94H214L213 93ZM127 96H129V94H126V97ZM130 96H131V94H130ZM132 96H133V99H134V95L132 94ZM177 96H176V98H177ZM188 96H190V94H188ZM198 96V95H197ZM206 96H208V95H205V96H200V97H196L197 98V100H195V102H197V101H200V98L202 97L203 99H206L205 97ZM210 96H212V95H210ZM222 96L224 97V98H222ZM238 96H240V95H238ZM14 97V96H13ZM16 97V96H15ZM24 97V96H23ZM82 97H83V95H82ZM94 97H95V94H94ZM138 97V96H137ZM159 97H162V96H159ZM165 97H167V95L165 96ZM186 98H190V97H187V96H185ZM195 97H193V98H195ZM233 97V96H232ZM236 98H237V96H235ZM17 98V97H16ZM67 98V97H66ZM122 98V99H121ZM140 98V97H139ZM149 98H151V97H149ZM158 98V97H157ZM157 98H156V100H157ZM170 98V97H169ZM169 98H167V99H169ZM195 98V99H196ZM198 98H199V100H198ZM202 98H201V101L203 102L204 100H202ZM209 98L210 97H208V100H209ZM213 98V97H212ZM241 98V97H240ZM6 99V98H5ZM68 99V101L70 102L71 100H73V97H72V99H71V97L70 98H67ZM69 99H71V100H69ZM82 99V98H81ZM93 99H95V98H93V96H92V102H91V104H90V106L91 105H93L94 103H96V100H93ZM109 99V98H108ZM109 99V100H110ZM132 98H130V100H132V101H135V99H138V98H135L134 100H133ZM146 99H148V97L146 98ZM152 99V98H151ZM166 98H165V100L166 101H169V100H167ZM180 99V100H181ZM191 99V98H190ZM233 99V98H232ZM237 99H239V98H237ZM262 99H263V97H262ZM50 100V99H49ZM52 100V99H51ZM75 100V99H74ZM73 100V101H74ZM77 100V99H76ZM83 100H85V99H83ZM102 100V99H101ZM99 101V102H97L96 103V106H98V103L99 104H101L100 102H104L103 100L102 101ZM108 100V101H109ZM130 100L128 101V98H127V100L126 101H128L129 103H132V102H130ZM139 100V99H138ZM150 100V99H149ZM148 100V101H149ZM177 100H179V99H177ZM184 100H186L185 98H184ZM194 100V99H193ZM22 101V100H21ZM28 101V100H27ZM33 101H34V99H33ZM54 101V100H53ZM53 101H51V102H53ZM68 101H66L65 100V103L66 102H68ZM73 101H71L70 103L71 104H69V108L70 107H74V106H72V105H74L75 104V106H77L78 105V103L76 104V103H74ZM77 101H79V100H77ZM76 101V102H77ZM82 101V100H81ZM91 101V100H90ZM89 101V102H90ZM151 101V100H150ZM153 102L155 101V99L154 100H152ZM162 101H164L163 100V97H162ZM206 101V100H205ZM235 101H237V100H235ZM248 101V100H247ZM250 102L249 103H252V105H254V108L257 110V108H256V106H258V105H256V104H253V102H252V100H249ZM25 102V101H24ZM30 102V101H29ZM35 102V101H34ZM34 102H32V100H31V102L29 103V104H27L26 102L24 103V104H27V106L26 105H24V106H26V107H29V106H31L32 104L31 103H34ZM47 102V101H46ZM49 102V101H48ZM48 102L47 103H45V102H43V103H45L46 104V106H47V104H48ZM51 102H49V103H51ZM56 102V101H55ZM54 102V103H55ZM68 102V103H69ZM72 102L74 103V104H72ZM111 102H108L109 104L111 103ZM137 102V101H136ZM165 102V101H164ZM190 102L191 103H189L188 101L185 103V104H187L188 106H192V103H195V102H192L191 100H190ZM222 103H223V101H221ZM220 102V103H221ZM233 102V101H232ZM239 102H240V100H239ZM1 103V102H0ZM39 103V102H38ZM57 103V102H56ZM68 103H66L67 105H68ZM81 103V102H80ZM84 103H86L85 101H84ZM83 103V105L82 106H84L85 104ZM104 103H106V102H104ZM126 103V102H125ZM140 102L138 101V103L137 104H139ZM156 103V102H155ZM219 103V104H220ZM234 103V102H233ZM232 103V106H233V108H232V110H229L228 108H226V105H222L223 107H225L226 109H224V108H221V107H219L220 109H222L223 110V112H224V110H227V111H229L230 113H231V111H233L234 110V107H235V105L236 104H233ZM245 103V102H244ZM244 103H243V105H244ZM21 104V103H20ZM23 104V103H22ZM37 104V102L35 103V105ZM52 104V103H51ZM51 104H49L50 106H47V107H51L52 105ZM82 104V103H81ZM81 104L80 105H78V109L77 108H75L74 107V110H75V113H74V111H73V113L74 114H76V115H79V117L78 116H75L70 110H72V108L69 110V109H67L68 108V106L67 105H64L63 103H62V105L63 106H67V108H63V107H61L62 109H66L67 111H68V113H69V115H67L68 113H67V111H60V110H62V109H60V105H61V103H59V109H55L54 107V109L55 110H59L60 112H59V115H57V113H55L56 111L55 110H53L54 112H52V113H55L56 115V119H55V116L54 115H52V116H54V119L55 120H52L53 118H50L51 117V114L50 113H46L45 112V110H44V108H41V107H43V106H45V105H39V104H37L38 105V107L36 106H34V107H31V110L30 111H32V108H34V111L32 112V113H27V112H30L28 109L29 108H22L23 110L22 111H26V114L27 115H25L24 117H21V124H19V126H18V132H19V129H21V130H23L22 132H24V133H20L19 132V134H13V133H10L9 131H7V132H9V133H5V132H0V147L1 146H3V147H9V146H12L14 143H16V142H19V143H23L24 144V146H25V148L22 146V144L21 145H17V146H19V148H20V146H21V148L23 147V153L24 152H26V148H27V146H28V148L30 147V149L32 148V147H35V145H37L38 146V148H32V151L34 150L35 151V153H36V151L37 150H43V151H45V153L46 152H48V151H50V150H59V151H63L62 149H65V146L66 145H69V146H67L66 148H69L70 146H72L71 148L73 149V150H75L76 149V151L78 152V154H79V152L80 153H82V151L84 152V153H86L87 154V152L88 153H91L92 154V152L95 154L96 152H97V154L99 153L98 151H96V150H99L100 149V151L101 150H103V149H105L104 148V146H106L105 144H108V143H110V141L111 140H113L114 138H115V135H117V132H116V129H118V127H119V125H114L113 124V126H117V128L114 130L113 128L114 127H112V126H110V127H105V125H104V122H105V120H102V119H104V117L106 116H103V118L101 119V120H99V118H101L99 115H98V113H97V111L99 110V107H97L98 109H97V111H96V108H94V106L92 107L93 109H95V111L96 112H93L94 110H91V111H89L88 109H87V107H85L87 110H86V112H84V107L83 108H81ZM109 104H107L108 106H109ZM111 104V105H112ZM128 104V103H127ZM134 104V103H133ZM132 104V105H133ZM153 104V103H152ZM164 104V103H163ZM195 104H197V103H195ZM29 105V106H28ZM61 105V106H62ZM102 105V104H101ZM101 105H99V106H101ZM107 105H104L103 104V106H105L106 108H104V109H108L107 108ZM121 105V104H120ZM132 105H129V107L131 106V107H134V106H132ZM136 105V104H135ZM151 105V104H150ZM154 105V104H153ZM156 105H157V103H156ZM220 105V106H221ZM238 106H240V105H242L241 103L240 104H237ZM243 105H242V107H243ZM14 106H16V105H14ZM53 106H58L57 104L55 105H53ZM114 106V105H113ZM122 106H126V105H122ZM152 106V105H151ZM164 106V105H163ZM187 106V107H188ZM190 106V107H191ZM193 106H194V104H193ZM219 106V105H218ZM261 105H259L258 107H260ZM264 106V105H263ZM19 107H21V105H19ZM18 106L17 107H15V108H19ZM46 107V108H47ZM128 107V106H127ZM127 107H126V110H127ZM130 107V108H131ZM135 107H137V106H135ZM134 107V108H135ZM165 107H166V105H165ZM164 107V108H165ZM199 106H197L196 108H198ZM200 107H202V105H200ZM200 107H199V109L198 110H204V109H200ZM241 107V108H242ZM248 107H250L249 105H248ZM253 107V106H252ZM52 108V107H51ZM52 108V109H53ZM58 108V107H57ZM88 108H89V106H88ZM91 108V109H92ZM110 108H112V107H110ZM110 108H109V111H110ZM121 108H123V107H121ZM142 107H140L139 108V110L141 109ZM147 109H148V107H146ZM160 107H158V109H159ZM195 108V109H196ZM203 108V107H202ZM216 109V110H218L219 112H220V109ZM235 108H237V107H235ZM245 108V107H244ZM243 108V109H244ZM261 108V107H260ZM263 108V107H262ZM3 109V108H2ZM5 109V108H4ZM7 109V108H6ZM12 109V108H11ZM24 109H27V110H24ZM51 109V110H52ZM79 109H83V111L81 112V110L79 111V112H81V113H79V112H76V111H78ZM118 109V108H117ZM129 109V108H128ZM132 110H133V108H131ZM130 109V111H132ZM147 109H144L143 108V110H147ZM251 109L252 108H250V111H251ZM12 110H14V109H12ZM20 110V109H19ZM48 111H50V108L49 109H47ZM101 110H103L102 108H101ZM112 110V109H111ZM120 110H122V109H120ZM124 111H125V108L123 109ZM136 110L138 111V108H136ZM135 110V111H136ZM142 110V109H141ZM141 110H140V112H141ZM161 110V109H160ZM164 110V109H163ZM189 110V109H188ZM192 110V112L194 113L195 112V110L194 109H192V107L190 108V110H189V114H191L190 116H191V120L192 121H195V120H193L192 118H193V116L195 117V115L193 114V116H192V113H190V111ZM194 110V111H193ZM215 110V111H216ZM221 110V111H222ZM239 110V109H238ZM253 110V109H252ZM10 111V109H8L7 110V113H11V112H9ZM21 111V110H20ZM118 111V110H117ZM129 111V110H128ZM205 111V110H204ZM209 111V110H208ZM208 111H205L206 112V114H207V112ZM215 111H214V113H212L213 115H215L216 113H215ZM255 111V110H254ZM259 111V110H258ZM3 112H5L4 110H3ZM3 112H1L0 113V116H1V114L3 115L4 113ZM18 112V111H17ZM58 112V111H57ZM65 112H66V114H65ZM104 112H106V111H103V113ZM108 112V111H107ZM106 112V113H107ZM112 112H114L115 114H116V112H115V110L113 109L112 110ZM139 112V113H140ZM144 111H142V113H143ZM148 112H150V110L148 109V111H147V113ZM158 112H160V111H158ZM198 113H200L201 111H197ZM197 112H195L196 113V118H197ZM203 112V111H202ZM218 112V113H219ZM226 112V111H225ZM233 112H235V110L233 111ZM237 112V111H236ZM236 112H235V116H236ZM259 112H261V111H259ZM263 112V111H262ZM20 113H22V112H20ZM20 113L18 114V115H20ZM71 113V114H70ZM78 113V114H77ZM94 113H97L96 115L97 116H99V118L98 117H95L98 121H99V124L97 125V123H95L96 121L95 120H93V121H95V122H93V123H91V120H92V116L94 115ZM99 113H101L100 111H99ZM123 113V112H122ZM133 113V112H132ZM163 113V112H162ZM161 113V114H162ZM217 113V114H218ZM228 112H226L225 114H227ZM245 113V112H244ZM249 113H251V112H249ZM5 114H6V112H5ZM13 114V113H12ZM50 115L49 116V120H48V116L47 115ZM74 116H73V115ZM109 114H111L110 112H109ZM108 114V115H109ZM118 114V113H117ZM137 114V113H136ZM188 114V115H189ZM203 115V113H200V115ZM206 114H204V116L202 117L203 118V120H201V122H203L204 121V118L205 117H207L206 116ZM216 114V115H217ZM225 114H223L222 116L224 117V115ZM256 114V113H255ZM263 114V113H262ZM262 114H260V115H262ZM13 115H15V114H13ZM45 115V116H44ZM73 117H72V116ZM96 115H94V116H96ZM119 115V114H118ZM122 115V114H121ZM129 115H131V114H129ZM139 115V114H138ZM142 115V114H141ZM150 115V114H149ZM152 115V114H151ZM164 115V114H163ZM181 115V114H180ZM179 115V117L181 118L182 117V119L183 120H185L186 119V115H187V113L185 114V115H182V116H180ZM187 115V116H188ZM207 115H209V114H207ZM229 115V114H228ZM238 115V114H237ZM4 116V115H3ZM3 116H1V117H3ZM6 116H7V114H6ZM6 116H5V119H8V116L10 117V115H8L7 116V118H6ZM17 116V115H16ZM22 116V115H21ZM58 116V117H57ZM115 116V115H114ZM135 116V115H134ZM145 116H146V114H145ZM199 116V115H198ZM254 116V115H253ZM256 116V115H255ZM255 116H254V118H255ZM257 116L259 117V115H258V112H257ZM13 117H15V116H13ZM92 117V118H91ZM107 117V116H106ZM120 117H122V116H120ZM142 117V116H141ZM156 117H159L158 115L156 116ZM174 117V116H173ZM177 117H178V115H177ZM183 117H185V118H183ZM211 117H212V115H211ZM213 117H215V116H213ZM229 117H230V115H229ZM243 117V116H242ZM261 117V116H260ZM259 117V118H260ZM11 119H12V117H10ZM10 118H9V120H10ZM86 120L87 119V121H85L84 119ZM88 118H90V121L88 122ZM108 118V117H107ZM116 118V117H115ZM126 118H128L127 116H126ZM130 118H132V117H130ZM129 118V119H130ZM154 118V117H153ZM176 118V117H175ZM195 118V119H196ZM199 118V117H198ZM197 118V120L199 121V124L201 123L200 122V118L198 119ZM216 118V117H215ZM218 118L220 119L221 117L220 116H218ZM218 118H216V119H218ZM243 118H246V115H245V117H243ZM247 118H249V116L247 117ZM264 118V117H263ZM15 119H18V121H20L19 120V118H15ZM84 121H83V120ZM94 119V118H93ZM106 119V118H105ZM108 119H110V118H108ZM113 119V118H112ZM179 118H177L176 119V121L178 120ZM187 119H189V116H188V118ZM188 120L187 122H189V121H191V120ZM206 119V118H205ZM216 119H214V120H216ZM218 119V120H219ZM223 119V118H222ZM250 119V118H249ZM249 119H247V121L249 122L250 120ZM256 119V118H255ZM262 119V118H261ZM13 121H14V119H12ZM77 120H81V122H88L89 124H90V126L92 125V127H88L89 126V124H87V123H85V124H87L88 126H86L85 124H84V126H83V123H81L80 125L78 124V126H77V123H79V122H77L76 123V121ZM138 120V119H137ZM153 120V119H152ZM172 119H170V121H171ZM181 119H179V121H180ZM207 120L208 121H206V122H208L209 123V118H207ZM211 120V119H210ZM217 120V121H218ZM221 120V119H220ZM239 120V119H238ZM241 120H243V119H241ZM244 120H246V119H244ZM254 120V119H253ZM253 120H251V121H253ZM259 120V119H258ZM258 120H257V122H258ZM8 121V120H7ZM6 120H5V122H7ZM97 121V122H98ZM101 121H104V122H101ZM112 121H115V119L114 120H112ZM173 122H174V119L172 120ZM172 121H171V123H172ZM198 121H196V122H198ZM204 121V122H205ZM217 121H214V122H217ZM224 121V123H225V120H223ZM227 121V120H226ZM5 123L4 122V117H3V119H2V121H1V123ZM9 122V121H8ZM10 122H11V120H10ZM9 122V123H10ZM101 122V123H100ZM116 122V121H115ZM131 122V121H130ZM137 122V121H136ZM139 122V121H138ZM165 122H168V121H165ZM178 122V121H177ZM183 122V121H182ZM181 121H180V123L182 124V126L183 127H185V126H187V123H185L186 125H183L184 124V122H186V121H184L183 123H182ZM214 122H211L210 121V123H214ZM220 122H222V121H220ZM240 122H243V121H240ZM247 122V123H248ZM256 122V121H255ZM255 122H254V124H252V125H254L255 126ZM261 122V121H260ZM1 124V128H3V126L2 125H6V124H8V123H5V124ZM14 123H16V122H14ZM76 123V124H75ZM106 123V122H105ZM114 123V122H113ZM120 123V122H119ZM179 123V122H178ZM178 123H177V126H174L173 124L172 125H170V126H168V125H164V126H167L168 128H171L170 129V131H172V129L173 130H176L175 128H177L178 127ZM193 123V122H192ZM195 123V122H194ZM210 123L208 124V126L210 125ZM223 123V122H222ZM227 123V122H226ZM239 123V122H238ZM74 124V125H73ZM111 124V123H110ZM135 124V123H134ZM138 124H140V122L138 123ZM167 124V123H166ZM174 124L176 125V123L174 122ZM180 124V125H181ZM190 124H191V122H190ZM197 124V123H196ZM198 124V125H199ZM204 124V123H203ZM203 124H202V126H203ZM215 124V123H214ZM214 124H212V125H214ZM216 124H219V122H217ZM216 124L214 125V126H216ZM221 124V123H220ZM219 124V125H220ZM240 124H242V123H240ZM239 124V125H240ZM244 124V123H243ZM250 124V123H249ZM259 124V123H258ZM257 123H256V125H258ZM9 126H10V124H8ZM18 125V124H17ZM60 125V126H59ZM75 125H76V127H75ZM98 127H97V126ZM107 125H109V124H107ZM126 125V124H125ZM140 125H142V124H140ZM146 125V124H145ZM198 125H197V127H198ZM201 125V124H200ZM199 125V126H200ZM205 126H203V127H206L207 125L206 124H204ZM212 125H210V126H212ZM232 125V124H231ZM236 125V124H235ZM234 125V126H235ZM238 125V126H239ZM260 125V124H259ZM16 126V125H15ZM57 126H58V129L62 126L63 128H64V126L65 127H68L69 128V126H71V128L70 129H73L72 128V126H74L75 128V135H76V132H77V135L73 138V136H74V134L72 135L70 132L72 131V133H73V130H70L69 132H67V134L68 133H70V137L68 136V135H65V138H62L61 137V140H58V138H56V140L54 139L53 141L52 140H48V139H50V137L54 134V133H56V131L57 130H55V128H57ZM88 127L91 131H92V129L91 128H93L94 126H96L95 127V129H96V132H95V130H93L94 132H95V136H93L92 135V133H94V132H92V133H90L93 137H95L94 138V140H93V137L88 133L89 131H87V130H89V129H87L86 131L87 132H85V131H80L81 133H79L78 134V132H79V130H80V127ZM121 126V125H120ZM127 126V125H126ZM126 126H123V127H125L126 128ZM137 126V125H136ZM135 126V127H136ZM139 126V125H138ZM137 126V128L139 129V127ZM160 126V125H159ZM162 126V125H161ZM182 126H180L179 128V130H181V131H179V132H181L183 135H185V137L186 136H189V134L191 135V134H193V133H191L193 130H191L190 131V133H189V130H190V128L189 127H192V126H190L189 125V127L188 128H182L181 129V127ZM193 126H195L196 127V125H193ZM214 126H212L213 127V129L215 128V129H218V128H216V127H219L218 125L216 126V127H214ZM227 126V125H226ZM225 126V127H226ZM241 126V125H240ZM244 126V125H243ZM247 126V125H246ZM264 126V125H263ZM6 127H7V125H6ZM6 127H4L5 128V130L7 129ZM12 127V126H11ZM51 127H53L52 128V130L51 131H55V132H53L52 134L50 133V136L48 137L47 135V137L46 138H48V139H46L47 140V143L46 144H44V143H41V145H38V144H36V142H38V141H36V139L38 138L39 139V137L41 138V136L44 134V133H46V131L47 130H49V128L51 129ZM77 127H79V130H78V128ZM112 127V128H111ZM123 127H121V129L123 128ZM135 127H133L132 126V128H135ZM153 127H154V125H153ZM155 127H156V125H155ZM222 126L220 125V129L219 130H221V132L219 131V133H221L222 135H223V129H224V127H223V129L221 128ZM229 127V126H228ZM227 127V128H228ZM235 127H237V126H235ZM257 127V126H256ZM3 128V129H4ZM14 128V127H13ZM62 128V133H64L63 132V129ZM68 128H66V129H68ZM125 128H123V131H124V129ZM130 129V131H129V129ZM128 128H126L129 132H133L134 130H132V128H130V126L128 127ZM145 127H144V125L142 126V129H144ZM157 128H159V127H157ZM156 128V129H157ZM163 128V127H162ZM200 128H201V126H200ZM207 128V127H206ZM205 128V129H206ZM233 128V127H232ZM243 128V127H242ZM248 128H250V127H248ZM251 128H255V127H251ZM16 129V128H15ZM15 129H11V131H15ZM54 129V130H53ZM65 129V130H66ZM82 129V128H81ZM85 128H83V130H84ZM94 129V128H93ZM121 129L119 128V130H118V132H120L121 133ZM125 129V131H127ZM137 129V130H138ZM152 129H154V128H152ZM164 129V128H163ZM192 129V128H191ZM203 129V128H202ZM210 129H212L211 127H210ZM234 129V128H233ZM233 129H231V130H233ZM257 129V128H256ZM262 129H263V127H262ZM69 130V129H68ZM67 130V131H68ZM77 130V131H76ZM135 130H136V128H135ZM145 130L147 131L148 129H146L145 128ZM150 131H152L151 129H149ZM160 129H158L157 131H159ZM166 130V129H165ZM178 130V129H177ZM176 130V131H177ZM195 130H197V129H195ZM194 130V131H195ZM199 130V129H198ZM225 130V129H224ZM228 130H229V128H228ZM237 130V129H236ZM235 130V131H236ZM240 129H238V131H239ZM259 130V129H258ZM1 131V130H0ZM3 131V130H2ZM13 131V132H14ZM28 131H32L34 134H33V136L32 137H30V138H28L29 136H27L26 137V134L25 133H28ZM50 131V130H49ZM50 131V132H51ZM60 130L58 131V132H61ZM139 131H141V129L139 130ZM156 131V132H157ZM175 131V132H176ZM202 131H204V130H202ZM206 131V130H205ZM207 131H210V130H207ZM212 132V134L214 133V131L213 130H211ZM225 131H227V129L225 130ZM224 131V132H225ZM247 131V130H246ZM135 132V131H134ZM148 132V131H147ZM155 132V133H156ZM160 132V131H159ZM162 132V131H161ZM165 132V131H164ZM174 132V131H173ZM199 132V131H198ZM197 132V133H198ZM216 132V131H215ZM237 132V131H236ZM236 132H235V134H236ZM240 132V131H239ZM242 132V131H241ZM243 132H245V130L243 131ZM253 132V131H252ZM257 132V130L255 131V133ZM262 132V131H261ZM17 133V132H16ZM49 133V132H48ZM87 133V134H86ZM125 132H123L122 134H124ZM140 133V132H139ZM143 133V132H142ZM151 133V132H150ZM200 133V132H199ZM210 133V132H209ZM208 133V134H209ZM218 132L216 133L217 135L219 134ZM233 133L234 132H232V135H233ZM238 133V132H237ZM23 134H25V135H23ZM32 134V133H31ZM47 134V133H46ZM57 134V133H56ZM121 134V135H122ZM129 134H131V133H129ZM135 134V133H134ZM144 134V133H143ZM142 134V135H143ZM147 134V133H146ZM175 134H177V133H175ZM205 134V133H204ZM204 134H202V135H204ZM226 134V133H225ZM229 134V133H228ZM242 134V133H241ZM240 134V135H241ZM259 134V133H258ZM261 134V133H260ZM28 135H29V133H28ZM58 135H59V138H60V133H58ZM86 135H89V137L91 136L92 137V139H90L89 137H87ZM119 135V134H118ZM116 136V138L118 137L119 138V136ZM125 135V134H124ZM127 136H128V132H127V134H126ZM125 135V138H128L127 136ZM141 135V134H140ZM151 135V134H150ZM150 135L149 136H146V137H150ZM153 135V134H152ZM151 135V136H152ZM159 134H157V136H158ZM165 135V134H164ZM166 135H168V134H166ZM179 135V134H178ZM178 135H176V138L178 137ZM197 136H198V134H196ZM207 135V134H206ZM236 135H238V134H236ZM44 136V135H43ZM42 136V137H43ZM61 136H63V135H61ZM66 136H68V138H66ZM71 136H72V138H71ZM129 136H131V135H129ZM144 136V135H143ZM156 136V137H157ZM160 136V135H159ZM209 136V135H208ZM212 136H214V135H212ZM226 136V135H225ZM224 136V137H225ZM230 136H231V134H230ZM246 136H247V134H246ZM249 136V135H248ZM247 136V137H248ZM53 138H54V135L52 136ZM64 137V136H63ZM122 137V136H121ZM120 137V138H121ZM124 137V136H123ZM154 138H155V136H153ZM180 137H181V135H179V139H180ZM184 136H183V138H185ZM191 137H192V135H191ZM193 137H195V136H193ZM199 137V136H198ZM202 137V136H201ZM201 137H199V138H201ZM218 137V136H217ZM222 137V136H221ZM237 137H239V135L237 136ZM253 137V136H252ZM52 138V139H53ZM138 139L139 138H142V137H137ZM143 138H145V137H143ZM166 138V141H167V137H165ZM175 138V137H174ZM174 138H172L173 140H174ZM189 138V137H188ZM204 138V137H203ZM213 138V137H212ZM216 138V137H215ZM228 138V137H227ZM235 138V137H234ZM240 138V137H239ZM242 138H243V135H242ZM264 138V137H263ZM37 139V140H38ZM43 139V138H42ZM42 139H41V141H42ZM63 139V140H62ZM124 139V138H123ZM122 139V140H123ZM160 139V138H159ZM186 139V138H185ZM184 139V140H185ZM194 139V138H193ZM197 139V137L195 138V140ZM205 139V138H204ZM214 139V138H213ZM221 139V138H220ZM233 139V138H232ZM238 139V138H237ZM246 139V138H245ZM44 140H45V137H44ZM115 141H116V139H114ZM118 140V139H117ZM128 140V139H127ZM130 140V139H129ZM135 140V139H134ZM134 140H132V141H134ZM143 140L144 139H142V143H143ZM155 140H158V139H156L155 138ZM165 140V139H164ZM169 140V139H168ZM171 140V139H170ZM173 140L171 141L172 143H173ZM183 140V141H184ZM198 140V139H197ZM208 140V139H207ZM210 140V139H209ZM217 140V139H216ZM215 140V141H216ZM240 140V139H239ZM264 140V139H263ZM49 141V142H48ZM114 141V142H115ZM119 141V140H118ZM124 141V140H123ZM137 141V140H136ZM146 141H147V139H146ZM146 141H144V142H146ZM160 141V140H159ZM177 141V140H176ZM180 141V140H179ZM187 141V140H186ZM188 141H191V139L189 140L188 139ZM187 141V143H189ZM202 141V140H201ZM211 141H213V140H211ZM221 141V140H220ZM219 141V142H220ZM222 141H225V140H222ZM229 141V140H228ZM233 141V140H232ZM240 141H242V140H240ZM239 141V142H240ZM246 141V140H245ZM244 141V142H245ZM108 142V143H107ZM138 142V141H137ZM141 142V141H140ZM148 142H149V140H148ZM153 142V141H152ZM155 142V141H154ZM160 142H162V141H160ZM159 142V143H160ZM170 142V143H171ZM193 142V141H192ZM200 141H198L197 142V144L199 143ZM204 142V141H203ZM218 142V141H217ZM226 142H227V139H226ZM230 142V141H229ZM244 142H243V144H244ZM256 142V141H255ZM264 142V141H263ZM99 143H104V146L102 145V144H99ZM125 143V142H124ZM136 143V142H135ZM150 143V142H149ZM165 143V142H164ZM169 143V142H168ZM202 143V142H201ZM211 143V142H210ZM213 143V142H212ZM16 144H18V143H16ZM39 144H40V142H39ZM118 144H119V142H118ZM117 144V141H116V146L118 145ZM152 144V143H151ZM150 144V145H151ZM155 144V143H154ZM160 144H163V143H160ZM159 144V145H160ZM177 144V143H176ZM190 144H191V142H190ZM193 144V143H192ZM194 144H195V141H194ZM196 144V145H197ZM209 144V143H208ZM207 144V145H208ZM217 144V143H216ZM223 144H225V143H222V145ZM231 144V143H230ZM249 144V143H248ZM99 145H101V146H103V149L99 146ZM111 145V147H112V144H110ZM115 145V143H113V146ZM129 146H130V144H128ZM132 145V144H131ZM137 145H139V144H137ZM144 145V144H143ZM142 145V146H143ZM146 145V144H145ZM144 145V146H145ZM147 145H148V143H147ZM157 143H156V147H157ZM165 144H163L162 145V147L164 146ZM171 145V147H173L172 146V144H170ZM178 145V144H177ZM177 145H176V148H177ZM181 145V144H180ZM179 145V146H180ZM205 145H206V142H205ZM235 144L233 143V146H234ZM242 145V144H241ZM255 145V144H254ZM17 146L16 147H14V148H17ZM128 146V147H129ZM141 146V145H140ZM183 146V145H182ZM190 146V145H189ZM192 146V145H191ZM197 146H199V144L197 145ZM196 146V147H197ZM209 146L212 148L213 146H211L210 144H209ZM215 146H217V145H215ZM215 146L213 147V148H215ZM219 146H221V144L219 145ZM233 146H232V149H233ZM250 146V145H249ZM260 146H262V145H260ZM12 147V148H13ZM98 147H100L99 149H98ZM110 147V146H109ZM117 147H119V146H117ZM154 147V146H153ZM155 147V148H156ZM161 147V148H162ZM168 147V146H167ZM186 147H188V146H186ZM200 147V146H199ZM204 147V146H203ZM223 147H225V146H223ZM227 147V146H226ZM225 147V148H226ZM235 147V146H234ZM238 147V145L236 146V148H235V150L236 149H238L237 148ZM241 147V146H240ZM251 147V146H250ZM255 147V146H254ZM19 148H17V150L19 149ZM20 148V150H22ZM108 148V146L106 147V149ZM113 148V147H112ZM111 148V149H112ZM120 148H121V144H120ZM135 148V147H134ZM155 148H153V149H155ZM158 148H160V146L158 147ZM169 148H170V146H169ZM173 148H175V147H173ZM192 148V147H191ZM195 148V147H194ZM202 148V147H201ZM212 148V149H213ZM224 148V149H225ZM10 150H6L5 149V152H3L4 151V148L3 149H0V151L1 150H3L2 151V153H5L4 155L5 156H7L6 154L10 151H13V149H11V147L9 148ZM109 149V148H108ZM122 149H126V147L125 148H122ZM144 149H146V148H143V151H144ZM151 149V148H150ZM162 149H164V148H162ZM189 149V148H188ZM198 149V148H197ZM207 149V148H206ZM212 149H211V151H212ZM221 149H223V148H221ZM227 149H229V148H227ZM248 148H246L245 150H247ZM251 149V148H250ZM249 149V151L251 152V150ZM252 149H254L253 147H252ZM257 149H258V147H257ZM16 150V149H15ZM20 150H18V151H20ZM25 150V151H24ZM66 150V149H65ZM69 150V151H68ZM80 150H82V151H80ZM113 150V149H112ZM141 150H142V147H141ZM156 150H157V148H156ZM161 150V149H160ZM164 150H166V149H164ZM167 150H169V149H167ZM177 150V149H176ZM196 150V149H195ZM234 150V151H235ZM239 150V149H238ZM238 150H237V152H238ZM256 150V149H255ZM259 150V149H258ZM261 150V149H260ZM17 151V152H18ZM53 151H51L50 153H52V154H54V153H56V151H54V153H53ZM59 151H57V152H59ZM66 151H68L69 152V154L72 152V150H71V152H70V148L69 149H67ZM76 151H74V152H76ZM96 151V152H95ZM108 150H106V152H107ZM114 151L116 152V150H115V148H114ZM113 151V152H114ZM142 151V152H143ZM150 151V150H149ZM154 151V150H153ZM173 151V150H172ZM184 151V150H183ZM182 151V152H183ZM207 151H208V149H207ZM209 151H210V149H209ZM242 151H244V149L242 150ZM241 151V152H242ZM248 151V150H247ZM253 151V150H252ZM257 151V150H256ZM256 151H254V152H256ZM21 152V151H20ZM64 153H66L65 151H63ZM73 152V153H74ZM76 152V153H77ZM109 152H110V150H109ZM108 152V153H109ZM112 152V153H113ZM130 152H131V150H130ZM140 152V151H139ZM139 152H137V154L136 155H138V153ZM175 152V151H174ZM204 152V151H203ZM258 152V151H257ZM256 152V153H257ZM261 152V151H260ZM260 152H258V154L260 153ZM1 153V154H2ZM12 154H13V152H11ZM11 153H10V155H11ZM15 153H16V151H15ZM22 153V154H23ZM29 153V152H28ZM31 154L32 153H34V152H30ZM29 153V156L31 155ZM41 153V152H40ZM40 153H36V154H40ZM44 153V152H43ZM64 153H62L61 152V154H64ZM72 153V154H73ZM76 153H74V154H76ZM101 153V152H100ZM117 153H118V151H117ZM116 153V154H117ZM120 153V152H119ZM122 153V152H121ZM157 153V152H156ZM166 153V152H165ZM185 153V152H184ZM200 153H202V152H200ZM212 153V152H211ZM218 153V152H217ZM216 153V154H217ZM219 153H220V151H219ZM218 153V154H219ZM223 153V152H222ZM244 153V152H243ZM21 154V153H20ZM20 154H18V157H19V155ZM25 154V153H24ZM42 154V153H41ZM41 154H40V156H41ZM47 154V153H46ZM58 154H60V153H58ZM83 154V153H82ZM85 154V155H86ZM94 154H92V158L93 159H95L96 160V158L95 157H93V155ZM96 154V155H97ZM104 154H105V152H104ZM103 154V155H104ZM107 154V153H106ZM125 154V153H124ZM140 154H141V152H140ZM143 154V153H142ZM145 155H143V158H144V156L146 157V153H144ZM149 154V153H148ZM158 154V153H157ZM156 154V155H157ZM179 154V153H178ZM183 154V153H182ZM190 154V153H189ZM213 154H214V152H213ZM231 154V153H230ZM251 154V153H250ZM249 154V155H250ZM262 154H263V151H262ZM3 155V154H2ZM8 155H9V153H8ZM25 155H27V154H25ZM35 155V154H34ZM33 155V156H34ZM47 155H49V154H47ZM81 155V154H80ZM79 155V156H80ZM84 155V156H85ZM90 155V154H89ZM113 155V154H112ZM115 155V154H114ZM118 155V154H117ZM116 155V156H117ZM120 155V154H119ZM133 155V154H132ZM131 155V156H132ZM153 155V154H152ZM151 155V156H152ZM155 155V154H154ZM159 155V154H158ZM157 155V156H158ZM163 155V154H162ZM168 155H169V153H168ZM177 155V154H176ZM192 155V154H191ZM194 155V154H193ZM206 155H209V154H207V152H206ZM229 155V154H228ZM232 156H231V158H229V156H226V154L224 155L223 154V156H224V160H225V162L228 164L227 166H223L224 165V163H223V165H222V162H221V160H220V162L221 163H219V164H215V163H212L211 162V160L210 159H212L211 157L209 158V157H205L204 155H198L197 154V156H199V157H197V156H193L194 158H192L191 159V161L190 160H183V161H178V163L179 164H192V165H194V164H198V165H200V166H198V167H196V169H191L190 168V171H189V174H191V173H195L196 171L195 170H198L197 172H199V170L201 171V169H203L204 171V173H203V183L200 185V188H198V189H200L199 190V192L197 191V193L196 194H194L192 197L190 196V198L191 199H189V195H192L191 193H189L188 192V194H187V192H185V194L186 195H182V196H180V195H178V196H180V197H177V198H180V200L179 199H175L176 197H174V198H172V197H170L169 195H168V193L169 192H171V190H164V191H161V195L159 196V195H156V196H154L153 198L155 199V201L153 200V198H151V199H144V197L142 198L141 196V198L142 199H144L145 201L144 202H142L141 201V203H139L140 201V199L138 200L139 202H137V198H136V200H133L131 197H129V195L126 193L124 196H120L119 197V195H117L118 196V199H117V201L115 202L111 197V194H113V193H111L110 194V190H108V189H104L105 191L104 192H100L101 194H102V198H101V200H100V202H98V199H97V193H96V195H94V192L93 193H91L92 191L90 190V192H87V190L88 189H91V187L90 188H88L89 186H92V187H94V185L93 184H88V185H86V187H85V190H84V192H83V194H82V199H83V203L81 204V205H77V204H79V200H78V198H79V193H80V188L78 189V186H80V185H78L77 183H78V181L80 182V166L78 167V165L80 164V162L82 163V161L80 160V161H77L78 159H76V161H73V162H68V161H70L69 160V158H60V159H54V160H51V159H47V157H46V159H44V158H42V159H38V156L37 157H33V159L35 158V160H31V159H29V158H32V156H27V157H29L28 159L27 158H25V156H23L24 157V159H26L25 161H24V163H23V165L21 164V166L22 167H20V166H18L17 167V165H9L8 166V162L10 163V162H13V163H15V162H17L18 163V161H16L15 160V162H14V159H13V161H8V160H6V161H8V162H5L6 163V165L5 166H2V165H4L3 163H2V165L0 164V262H2V260L3 259H7V262H9V263H13V264H20V263H23L24 261L22 260L23 259V257L24 256H26L27 255V257H32V256H37V257H40V258H42L43 260H45V261H47V262H50V263H52V260L54 259V256L58 253V252H60L61 254V260L62 261H64V260H68L67 258H68V252H69V246H70V244L73 242V241H75V240H77L78 239V237H79V235H83V237H84V239L85 240H89V241H91V240H93V238H95V236H96V231H98L99 229H101L102 230V227H104V230H105V228H107V231L110 229L111 231H112V229L113 230H115V234H117V236L118 237H123L124 235H128V238L129 239H131L130 240V243L131 242H138V241H142L143 239L144 240H147V241H149L150 243H151V245L152 246H154L153 248H155V251H156V253H158V255H159V257L161 258V261L164 263V264H167V263H169V262H171L172 260H177V258H178V256H180V254H182V255H188V253H189V255L190 254H193V257H194V261H195V263L196 264H204L205 262H217V261H219V262H225L226 263V261L228 260V256H229V254H230V252H234V251H236L237 249H239V248H241V250H242V248H244V247H246L247 245H249L250 243H252V242H259V243H264V225H260V221L262 220L263 221V219L261 218L263 215H264V212L262 211V213H263V215L262 216H260L259 217V215H258V218L259 219H261L259 222L257 221V219H255L256 221L253 223L252 221H254V220H252V221H250L251 220V218L249 217V215H251L252 216V218H253V214L255 213V214H257V212L258 213H261V212H259L258 210H260L261 208H264L262 205H260V203L258 202V199L260 200H264V170L262 169L261 170V168H260V170L258 169L257 171H255L254 170V165H253V163H254V160L251 158V159H249V158H247V159H245V162L247 163H242L243 161H244V159L243 158H241V157H243V156H241L240 158V160H238L239 159V157L238 158H233V154H231ZM235 155V154H234ZM237 155H239V154H237ZM242 155H244L245 156V154H242ZM248 155V156H249ZM253 155H254V153H253ZM264 155V154H263ZM12 156V155H11ZM44 156V154L42 155V157ZM46 156V155H45ZM44 156V157H45ZM51 156H53V155H51ZM50 156V157H51ZM63 156V155H62ZM79 156H76V157H79ZM83 156V157H84ZM86 156H88V155H86ZM91 156V155H90ZM121 156H124V155H122L121 154ZM128 156V155H127ZM130 156V155H129ZM134 157H137V156H135V155H133ZM140 156V155H139ZM138 156V157H139ZM142 156V155H141ZM150 156V155H149ZM156 156V157H157ZM166 156V155H165ZM178 156H182V155H178ZM189 156V155H188ZM210 156V155H209ZM215 156H217V155H215ZM213 157V159L215 158L216 159V157ZM219 157H220V154L218 155ZM222 156V157H223ZM240 156V155H239ZM247 156V157H248ZM255 156V155H254ZM259 156V155H258ZM13 157H16V156H14L13 155ZM18 157H16V158H18ZM21 157V156H20ZM57 157V156H56ZM59 157V156H58ZM61 157V156H60ZM70 157H72V156H70ZM82 157V158H83ZM101 157V156H100ZM107 157H109V155L107 156ZM106 157V158H107ZM115 157V156H114ZM113 157V158H114ZM162 157V156H161ZM173 157V156H172ZM187 157V156H186ZM190 157V156H189ZM222 157H220V158H222ZM2 158V157H1ZM3 158H5V157H3ZM3 158H2V160H3ZM12 158V157H11ZM37 158V159H36ZM49 158V157H48ZM81 158V157H80ZM87 158V157H86ZM86 158H84L85 160H86ZM91 158V160H93ZM124 158V157H123ZM128 158V157H127ZM150 158H152V157H150ZM158 158V157H157ZM175 158V156L173 157V159ZM183 158V157H182ZM234 159V161H237V163L239 162V161H241V160H243V161H241V162H239V163H242L241 165H238L236 162L235 163H233L234 161H233V159ZM245 158V157H244ZM23 159V160H24ZM44 159V160H43ZM71 159V158H70ZM73 159H74V157H73ZM72 159V160H73ZM74 159V160H75ZM103 159V158H102ZM105 159V158H104ZM112 159V158H111ZM117 159V158H116ZM153 159H154V157H153ZM162 159V158H161ZM166 159V158H165ZM178 159V158H177ZM214 159V160H215ZM5 160V159H4ZM18 160V159H17ZM22 160V161H23ZM87 160H88V158H87ZM99 160V159H98ZM98 160H97V162H98ZM108 160V159H107ZM131 162L133 161V158H131V159H129ZM149 160V159H148ZM151 160V159H150ZM160 160V159H159ZM163 160V159H162ZM170 160H171V158H170ZM223 160V161H224ZM256 160L258 161V159L256 158ZM264 160V158L262 159V161ZM111 161V160H110ZM118 161H121V160H118ZM117 161V162H118ZM122 161H124V160H122ZM119 162L120 163V165L123 163V162ZM130 161H128V159L127 160H125V162H126V165L130 162ZM141 161V160H140ZM152 161V160H151ZM150 161V162H151ZM154 161H156V160H154ZM158 161V160H157ZM176 161V160H175ZM259 161H261V160H259ZM1 162V161H0ZM21 162V161H20ZM79 162V163H78ZM85 162V161H84ZM87 162V161H86ZM85 162V164H87ZM90 162V161H89ZM103 162V161H102ZM114 162V161H113ZM149 162V161H148ZM215 162V161H214ZM256 162V161H255ZM12 163V164H13ZM40 163H42V166H41V164ZM43 163H46L45 164V167H46V169H48V170H50V171H48V170H46V171H48L47 173L43 170V169H45V167H43ZM71 163H73V164H71ZM95 162H93V163H90V164H94ZM116 163V162H115ZM143 163V162H142ZM154 163V162H153ZM158 163H159V161H158ZM168 163V162H167ZM175 163H177V161L175 162ZM177 163V164H178ZM206 163V164H205ZM225 163V164H226ZM257 163V162H256ZM259 163V162H258ZM262 163H264V162H262ZM261 163V164H262ZM19 163H18V165H20ZM96 164V163H95ZM95 164H94V168H95ZM98 164V163H97ZM100 164V163H99ZM108 164V163H107ZM106 164V165H107ZM114 164V163H113ZM130 164V163H129ZM141 164V163H140ZM147 164V163H146ZM205 164V165H204ZM109 165V167H110V164H108ZM117 165V164H116ZM120 165H118L119 167L118 168H120ZM161 165V164H160ZM164 165V164H163ZM263 165V164H262ZM86 166V165H85ZM88 166V165H87ZM90 166V165H89ZM124 166H125V164H124ZM124 166H122V167H124ZM131 166V165H130ZM141 166V165H140ZM162 166V165H161ZM194 166H196V165H194ZM255 166H257V165H255ZM82 167V166H81ZM105 167V166H104ZM229 167V168H228ZM260 167V166H259ZM49 168H51V169H49ZM88 168H90V167H88ZM117 168V169H118ZM131 168V167H130ZM175 168V167H174ZM177 168H179L178 166H177ZM187 168V167H186ZM256 168H258V167H256ZM263 168V167H262ZM91 169V168H90ZM89 169V170H90ZM97 169H100V168H97ZM116 169V168H115ZM134 169V168H133ZM187 169H189V168H187ZM22 171V173H23V171H27V170H31V171H33V172H36L35 174H31V175H29L28 174V172L26 173L25 172V174L23 173V175H20L21 173H18V171ZM43 171V172H38V171ZM62 170L63 171H65L66 170V172L65 173H63L62 172ZM124 170V169H123ZM129 170V169H128ZM175 170H177L178 171V169H176L175 168ZM208 170V171H207ZM93 171H94V169H93ZM99 171V170H98ZM109 171V170H108ZM115 171V170H114ZM118 171V170H117ZM180 171H183V169L182 170H180ZM185 171H187V170H185ZM89 172H91V171H89ZM46 173V174H45ZM88 173V172H87ZM92 173V172H91ZM90 173V175H93V174H91ZM105 173H107V172H105ZM115 173V172H114ZM169 173V172H168ZM95 174V173H94ZM112 174V173H111ZM172 173H170V175H171ZM179 174H180V172H179ZM182 174V173H181ZM189 174L188 175H186L185 177H181L180 176V179L181 180H186L187 178H189V177H187V176H189ZM89 175V176H90ZM102 175H105V174H102ZM110 175V174H109ZM113 175V174H112ZM178 175V174H177ZM185 175V174H184ZM86 176V175H85ZM88 176V175H87ZM107 176V175H106ZM139 176V175H138ZM194 176V175H193ZM192 176V177H193ZM95 177V176H94ZM93 177V178H94ZM187 177V178H186ZM190 177H191V175H190ZM201 177V176H200ZM85 178H87V177H85ZM89 178V177H88ZM96 178V177H95ZM174 178H176V177H174ZM97 179V178H96ZM95 179V180H96ZM99 179V178H98ZM104 179V178H103ZM200 179V178H199ZM86 180V179H85ZM90 180V179H89ZM92 180V179H91ZM156 181V180H155ZM84 182V181H83ZM93 182V181H92ZM136 182V181H135ZM171 182V181H170ZM180 182H182V181H180ZM191 182V181H190ZM94 183V182H93ZM97 183V182H96ZM108 183H110L109 181H108ZM175 183V182H174ZM177 183V182H176ZM201 183V182H200ZM84 184V183H83ZM85 184H86V181H85ZM105 184V183H104ZM106 184H107V181H106ZM111 184V183H110ZM113 184V183H112ZM172 184V183H171ZM124 185H127V183L126 184H124ZM178 185V184H177ZM187 185H189V184H187ZM111 186V185H110ZM113 186V185H112ZM105 187V186H104ZM109 187V186H108ZM108 187H106V188H108ZM128 187V186H127ZM184 187V186H183ZM182 186H181V188H183ZM97 188V187H96ZM124 188V187H123ZM187 188V187H186ZM66 189V190H65ZM109 189H110V187H109ZM125 189H126V187H125ZM125 189H124V191H125ZM164 189V188H163ZM176 189V188H175ZM65 190V191H64ZM129 190V189H128ZM137 190V189H136ZM162 190V189H161ZM183 190V189H182ZM187 190H188V188H187ZM190 190V189H189ZM194 190H195V188H194ZM66 191H67V194H68V196H67V199H66V201L65 202H63V199H62V196H63V193H66ZM102 191V190H101ZM113 191V190H112ZM127 191V190H126ZM134 191V190H133ZM193 191V190H192ZM95 192H97V191H95ZM138 192V191H137ZM155 192V191H154ZM143 193V192H142ZM195 193V192H194ZM201 193V194H200ZM160 194V193H159ZM173 194V193H172ZM178 194V193H177ZM177 194H173V195H177ZM65 195V194H64ZM114 195V194H113ZM123 195V194H122ZM128 195V196H127ZM135 195V194H134ZM138 195V194H137ZM188 195V199L186 200V197H184V196H187ZM66 196V195H65ZM135 198V197H134ZM145 198H147V197H145ZM255 198H258L257 200L255 199ZM110 199V200H109ZM184 199L186 200V203H185V201H184ZM253 199H255L258 203H259V206H261V208L260 209H257V211H255L256 209L255 208H257V207H255L253 210V213H251V214H249V213H247L246 211H247V209L249 210V211H251L252 212V207L250 206L252 203H250V201L252 202L253 201ZM147 200V201H146ZM172 200H175L174 202H173V204H171V201ZM260 200V201H261ZM184 201V202H183ZM256 201H254V203L256 202ZM263 202V201H262ZM261 202V203H262ZM130 203H132L133 204V207H132V205H131V207L132 208H130L129 206V204ZM149 203H150V205H149ZM258 203H256V204H258ZM250 204V205H249ZM263 204V203H262ZM129 205V206H128ZM248 205H249V207H248ZM252 205H254L255 206V204H252ZM126 206H128L129 207V212L127 211L128 210V208L126 207ZM257 206V205H256ZM149 207H150V209H149ZM250 207H251V209H250ZM36 208H40V209H37L38 211H36V214H35V212L33 213V211H32V209H34V210H36ZM63 208H65L66 210H64L63 211ZM125 208H127V209H125ZM152 208V209H151ZM259 208V207H258ZM244 209H246V211L244 210ZM242 211H245L246 212V214H248V217L250 218V220L248 219L247 221H246V219L244 218V215L242 214V213H244V212H242ZM62 214H64L65 216V218L64 219H62L61 218V215ZM242 214V215H241ZM39 216L40 218H39V220H37L36 218ZM243 216V217H242ZM246 217H247V215H246ZM257 217V215H255V218ZM200 218L201 219H204V221H203V226L202 225H200L201 227L200 228H197V226H195L194 225V223L195 222H199V220H200ZM254 219V218H253ZM252 223H250V222ZM201 222V221H200ZM247 222V223H246ZM249 223L251 224V225H249ZM263 224H264V222H262ZM202 224V223H201ZM197 225V224H196ZM248 225L250 226V227H248ZM98 226V227H97ZM263 226V227H262ZM196 229V230H195ZM100 230V231H101ZM103 231V230H102ZM108 233V232H107ZM112 233V232H111ZM116 236V235H115ZM130 236V237H129ZM125 238V237H124ZM128 238H127V240H128ZM88 241V242H89ZM140 241V242H141ZM143 242V241H142ZM89 244H92V241L89 243ZM133 245H135L134 243H133ZM140 244H138V246H139ZM145 246H147V245H145ZM150 246V245H149ZM90 247V246H89ZM90 249V248H89ZM142 249V248H141ZM146 250V249H145ZM240 250V249H239ZM89 251V250H88ZM232 255V254H231ZM38 259V258H37ZM41 259V260H42ZM147 264H157V262H156V260L155 259H153V258H148L147 260ZM162 263V264H163ZM219 264V263H218Z\"/></svg>",
    "mask_w": 264,
    "mask_h": 264
},
{
    "label": "rangeland",
    "instance_id": "rangeland-1",
    "mask_svg": "<svg viewBox=\"0 0 264 264\" xmlns=\"http://www.w3.org/2000/svg\"><path fill=\"white\" fill-rule=\"evenodd\" d=\"M0 1H2V0H0ZM23 1H25V0H23ZM23 1H22V3H23ZM41 1V2H40ZM46 1H51V3L49 4V2H47L48 3V5L46 4H44V3H42V2H46ZM31 0V2H30V0L27 2V1H25L24 3H25V5H26V7L27 6H29V5H31L32 4V7H38L39 9H40V7H42L41 8V12H42V14L44 13V14H46L44 11H42V10H44L43 9V7L44 6H46V7H48V6H50V7H48L49 9H48V13H47V17H46V19H45V21H47L45 24L43 23L42 24V26L44 27H42L41 25V28H42V30L40 29V28H38V31L35 29V26H34V24H31V25H28L29 23H27V25L25 24L26 22H27V19L26 18H28V16H29V18H35L34 16H36L37 15V13H39V9L37 8V9H35L34 11H32L33 9L31 8V6H29V7H24L25 5H23V4H19L20 6L22 5L23 7H24V9H25V11H26V9H29V8H31V9H29L28 10V12L29 13H31V11H32V14H33V16H32V14H31V16H30V14L28 13V16L26 15L27 13H24V15H21V17L19 16L18 17V15H20V10L19 9H21L22 8V6L21 7H19V5H18V0H5V1H3V2H0V10H1V13H3V15H4V13H6V12H10V10L12 11V15H13V18L16 20V22H17V25H16V22H15V20L11 17V15H10V13H9V15H8V19H9V16H10V18H12V21L14 20V22H15V24H14V22H12V25L14 24L15 25V28L11 25L10 26V24L8 25V26H10V31L9 30H7V29H5L4 27L7 25V22L8 21H10L11 22V19L10 20H7V19H4V18H2V17H6V14H8V13H6L5 14V16H2V14L0 15V17H1V22H3L4 20H5V24L3 25V23H0L1 25H0V113L1 112H3V110L6 112V114H7V116L8 115H10V117H12V119H14V121L8 116V119H5V116H6V114H5V112H3L4 114V116L1 114V116H3L4 117V122H5V120L7 121H9L10 122V120H11V122L9 123L8 121L7 122H5V123H8V124H10V126L8 125V124H6L7 125V127H6V125H2L3 126V128L4 127H6L7 129L5 130V128L3 129V128H1V124L3 123H1V121H2V119H3V117H1L0 116V132H5L6 134L7 133H13V134H19V132L21 133L23 130H21V129H19V132H18V126H19V124H21V117H24L25 115H27L26 114V111L24 112V111H22L23 109L22 108H25L26 106H27V104H29L30 102H31V100H32V102H34V103H31L32 105L31 106H29V107H26V108H29L28 110L30 111L31 110V107H38V105L37 104H41L42 106L43 105H45V106H43V107H41V108H44V110H45V112L47 113H50L51 114V117L50 118H53L52 120H55L56 119V114L55 113H57V115H59V112L61 111H67L66 109L64 110V109H62L61 107H63V108H67V106H68V108L67 109H71L72 108V110H70L72 113H73V111H74V113H75V110H74V107L75 108H79L78 107V105H80L81 103V108H83L84 107V112H86V110L88 109L89 111H91V110H94L93 112H96L97 111V107H99V110L97 111V113H98V115L101 117V118H99V116H97L96 114L97 113H94V115H96V116H92L91 118H92V120H91V123H93V122H95L97 119L95 118V117H98L99 118V120H101L102 118H103V116H107L108 118H110V119H108L106 116L104 117V119H102V120H105V122L104 121H101V122H104V125H105V127H110V126H112V127H114L113 129L115 130L116 128H117V126H113V124L114 125H119V127H118V129H116V132H117V135L119 136V138L117 137L116 138V136L117 135H115V138L114 139H116V141H117V144H118V142H119V144L117 145V146H119V147H117L116 146V141L113 139V140H111L110 141V143H108V144H105L106 146H104V143H99V144H102L103 146H104V148L105 149H103V146H101V145H99L103 150H101L100 151V147H98V149L99 150H96V151H98L99 153L97 154V152L94 154L93 152H92V154H94L93 155V157H95L96 158V160L95 159H93L92 158V154L91 153H88L87 152V154L86 153H84L82 150H80V151H82V153H80L79 152V154H78V152L76 151V149L75 150H73L74 148L72 147V146H70L69 148H70V152H71V150H72V152L69 154V150L68 151H66L67 149H69V148H66L67 146H69V145H66L65 146V149H62L63 151H65L66 153H64L63 151H59V150H54V151H56V153H54V151L53 150H50V151H48V152H46L47 154H49V155H47L46 153H45V151H43V150H37L36 151V153H40L41 154V156H40V154H36L35 153V151L33 150L32 151V148H38V146L37 145H35V147H32L31 149H30V147L28 148V146H27V148L25 149L26 150V152H24L25 154H27V155H25L22 151H23V147L25 148V146H24V144L23 143H19V142H16V143H18V144H16V143H14L12 146H9V147H3V146H1L0 147V149H3L4 148V151L3 150H1L0 151V164L2 165V163L4 164V165H2V166H5L6 165V163L5 162H8V161H13V159H14V162H15V160L16 161H18V163L20 164H22L23 165V163H24V161L26 160V159H24V157L23 156H25V158H29L30 156H32V158H29V159H31V160H35V158L33 159V157H37L38 156V159L40 158V159H42V158H44V159H46V157H47V159H51V160H56V159H60V158H69V160L70 161H68V162H73V161H76V159H78L77 161H82V163L80 162V164L78 165V167L80 166V182L78 181V185H80V186H78V189L80 190V195H79V198H78V200H79V204H77V205H81L82 203H83V199H82V194H83V192H84V190H85V187H86V185H88V184H93L94 185V187H92V186H89L88 188H90L91 187V189H88L87 190V192H90V190L92 191L91 193H93L94 192V195H96V193H97V199H98V202H100V200H101V198H102V192H104L106 189H108V190H110V194L111 193H113V194H111V198L115 201H117V199H118V196L117 195H119V197L120 196H124L126 193L129 195V197H131L133 200H136V198H137V202H139V203H141V201L142 202H144L145 200L144 199H148L149 197V199H151V198H153L154 196H156V195H161V191H164V190H171V192H169L168 193V195L170 196V197H172V198H174V197H176L175 199H179L180 200V196H182V195H186L185 194V192H187V194H188V192L189 193H191L192 195H189V199H191L190 198V196L192 197L194 194H196L197 193V191L199 192V190L200 189H198V188H200V185L203 183V173L205 172L203 169H201V171L199 170V172H197L198 170H195L196 172L194 173H191V174H189V171H190V168L191 169H196V167H198V166H200V165H198V164H194V165H196V166H194V165H190L189 163L188 164H179L178 163V161L180 160V161H183L184 159L185 160H190L191 161V159L192 158H194L195 156H197V154L198 155H204L205 157L207 156V157H211L212 159H210L211 160V162L212 163H215V164H219V163H221L222 162V165H223V163H224V165L223 166H227L228 164L225 162V160L223 159L224 158V156H223V154L225 155L226 154V156H229V158H231V154H233V158L235 157V158H238L239 157V159L238 160H240L241 158H243L244 159V161L243 160H241V161H243L242 163H244L245 162V159H247V158H249V159H255L254 160V163H253V165H254V170L255 171H257L258 169L260 170V168H261V170L263 169L264 170V163H262V162H264V160L262 161V159L264 158V92H263V90H264V57L262 58V56H264V47L262 48V46L264 45H259V44H262V43H260L259 42V38H258V36H257V34L258 33H260V31H262L263 32V25H264V13H263V11H264V8H263V6H264V4H262L260 7H262V8H260L258 5H256L254 8H253V11H251L250 13H254L255 14V16H254V14L252 15L253 16V18H252V16H251V18H249V20H251L252 19V21L251 22H249L246 18H245V21H244V23H245V25L244 26H242L244 23H243V21H241V20H244V16L242 17V16H240L239 14H237V15H239V16H237V15H235V18H234V16H233V18H231L230 19V17H229V19H230V21H229V24H227L226 22H227V20L225 19V16H224V18H223V15H224V13H225V11L224 10H221L222 8H221V6L224 8V6H223V4L219 7V8H221V9H218V10H221V11H223V12H221V13H223L222 14V16H221V13L218 11V13L220 14V17H221V19L223 18V19H225V21L224 20H221L220 18V21H221V23H220V21L218 22V19L217 20H215V21H217V22H214L215 24H213V23H211L210 21H214V20H209V18H206L207 20H206V22H210L211 23V25H210V23H209V25L210 26H208V28H206L205 27V32L203 33V34H205V35H203L202 36V38L204 37V41L203 42H205L203 45H213L214 47H216L220 42L222 43V41L221 40H223L222 38L223 37H225L226 38V36L225 35H227L228 33L227 32H229V29H230V32H231V28H232V31H233V33H234V31H236V27H237V29H238V27H239V30H241V32L239 31V33L237 32L236 34L234 33V40H233V36L231 35L232 34V32L231 33H229L232 37H229V38H231L232 39V41H228L227 40V42H226V40H225V38H224V42H226V44L225 45H227V46H225L224 44H222V45H224L223 47H225L226 49H222L221 47H222V45H218L219 47H220V52H223V54H221L220 52V60H219V55L218 56H216L215 57V59H216V62H215V60H214V57H212L213 55L210 53V57H211V63H213L211 66H210V64L208 65V67L206 66V64H208L207 63V61H205L206 62V64L204 63V65L206 66V67H204V65H203V67H204V69L206 70V72L203 70V67H202V62H204V55H208V51H210V49L211 48H213L212 46H209V47H211L208 51H204L203 49L205 48H207L206 46H203L202 44H201V42L199 43L200 45H201V49L204 51L203 53H205L206 52V54H203L202 53V50H201V52H200V50L198 49L199 48V45H197L198 44V42H197V40L194 38L195 36H194V33L192 34V32H191V30L194 28V26H193V28L190 26V23H188L189 21L190 22H192V19H193V15H185L186 17L185 18H183V16L184 15H181V14H183L182 13V11H181V9L180 8H182V6H183V4L184 3H182V2H186V0L184 1H182V2H180L179 0H177V4L180 6V4H181V6H180V8H179V6L177 5V7H176V5H174L173 7L175 8H178L177 10H176V8L174 9V12L172 11L173 10V7L171 8V7H168L170 10H168V12H166V17H167V15H168V18H166L165 16H163V17H161L162 15H160V18H161V20H159V21H157L156 20V23L158 22V24L157 25H159L160 26V28L162 29V27H164L165 25V27H168V29L174 24V23H178L179 21V18L182 16V20H180V23L179 24H176V25H173L172 26V28H174V30L173 31H176L177 30V28H179V29H182L183 28V26H184V24H183V26H182V23H181V21H183V19H185L186 20V18H187V21H185V22H183V23H185L186 24V26L184 27V28H186L187 27V23H188V25H189V27H191V28H189V30H190V32H191V34H192V36L190 35V38L191 37H193V41L191 40V39H189V41H191V44H190V42H188L187 40H188V38H189V34H190V32H189V30H188V32H186V30L185 29H182L181 30V32L184 30V33H178L180 30L178 29L177 31V33H178V35L181 37V35H182V37H184V38H187L184 42H187V43H184V42H182L183 44H181V49L179 48L180 46H178L177 48H179L180 49V51H183L182 49H183V47H185V48H187L186 50H185V48H184V50L185 51H187V54L189 53V52H191V50H189L188 48H190V49H192V51H194V53L193 52H191L190 54H185V55H187V57L185 56V55H182L185 51H183V53L182 54H180V52H178V50L176 51V49H175V51L178 53V54H176V52H174V55H173V57L171 56L172 54H173V52H172V50L170 51V53H169V50L166 52L167 53V55H166V53L164 54V56H163V54H161V53H159L157 56V58L155 57L154 58V56H156V55H154V54H152L151 52H155L157 49H158V47L159 46H157V45H153V42L151 41V38H150V36L151 37H153L152 36V30H153V32L154 31H156V28H157V30L158 29H160L159 28V26L158 27H156L155 26V19H156V17H152L153 19L152 20H154L153 21V23H150V22H148V21H151L152 22V20H149L148 19V21H146L145 22V25H142L141 24V26H139V27H141V28H136L137 30H138V33L136 32H134V36H137L140 32H139V29H141L140 31H142L143 33H145V35H146V33L148 32V34L147 35H149L150 33H151V35L150 36H145V37H149L150 38V41L149 40H147V42L149 41L150 43H152L151 44V47H153V48H155L156 46V50H154L153 51V48H151L150 46H146V47H144V45H146V44H149L150 45V43L148 42H146V41H144L145 40V37H144V34H143V36H140V34H142V32L139 34V36L140 37H144L143 39V42L145 43V44H142V48H144L143 50L141 49V51H140V54H143V55H140L141 57L142 56H145V58L144 57H142L143 59H141L140 58V56H139V61L138 60H136L135 62L136 63H134L133 65H132V63L133 62H131V61H134V60H130V58H131V52H128V55H130V58L128 59L127 57H129V56H126V57H123L122 58V56H120V55H122L121 54V52H120V54H116V52L118 53L119 51L117 50H115L116 52H113L114 50H111L112 48H108L110 51V53H108V54H110V56L111 57H113V56H117V57H121L122 59H120L119 60V58H115L117 61L119 60V63L117 64V63H115L116 62V60L114 59V57L111 59V62L110 61H106L107 59L108 60H110L109 58H111L106 52L108 51V49H106L107 48V46H105L106 48L104 49V54L103 55H106V57L104 56V58H103V55H101L99 52L101 51H103L102 50V47H100V43L101 42H99L98 43V46H97V39H95V38H88V37H86L87 38V40H89L90 41V39H91V41L90 42H92V41H96V42H92L91 43V45H93V43H96V47H100L99 48V50L100 51H98L97 49L98 48H96L95 49V46L94 47H92V49H91V46L90 45H88V44H90L89 43V41H87L88 42V44H87V42L85 41L86 39H84L85 38V35L84 34H86V29H84V25L82 26L83 27V29L80 27L82 24H84V23H80L79 21H83V19H82V16H80V14L81 13H83V11L84 10H82L83 9V7H82V9L81 8H79V6L77 7H74L75 5H73V3L71 2V0H69L70 2H71V4L73 5V10L76 8V9H79V10H77V11H71L72 10V8L70 9V7H71V5H68V4H70V2L68 1L67 3V8L66 7H62L63 5L65 6V4H66V2L64 3V1L62 0V1H60V0H54V1H52V0ZM67 1V0H66ZM80 1H82V2H84V0H79V3L81 4L82 2H80ZM85 1H88V0H85ZM95 1V0H94ZM94 1H91V0H89L88 2L89 3H92V2H94ZM100 1H102V0H97L96 2H100ZM174 1H176V0H174ZM180 2V4H179V2ZM189 1V0H188ZM187 1V2H188ZM191 2L193 1V0H190ZM189 1V2H190ZM15 2V3H14ZM19 2H21V1H19ZM34 2L36 3V5L34 4ZM55 2H59V7H58V5L56 6V5H54L53 4V6H55L54 7V10H53V7H52V3H55ZM30 3V4H29ZM38 3H42L41 5H38ZM60 3L62 4L63 3V5H61L60 6ZM174 3H176V2H174ZM16 4L18 5V6H16ZM28 4V5H27ZM55 4H57V3H55ZM232 4V3H231ZM233 4H234V2H233ZM4 5H5V7H4ZM10 5H11V7H10ZM34 5V6H33ZM82 5H84V6H86V5H88V3L87 2H84V3H82ZM2 6V7H1ZM40 6V7H39ZM13 7V8H12ZM17 7V8H16ZM19 7V8H18ZM46 7H44L45 8V11L47 10L46 9ZM62 7V8H61ZM165 7V6H164ZM226 7H228V6H225V8ZM2 8V9H1ZM8 8V9H7ZM10 8V9H9ZM12 8V9H11ZM52 8V9H51ZM64 9V10H59L58 11V9ZM166 8V7H165ZM165 8H164V10H165ZM168 8H166V9H168ZM224 8V9H225ZM229 8V7H228ZM228 8H227V11L229 12L230 10H228ZM14 9H16V11L17 10H19L18 12H16ZM24 9L22 8L21 9V14H23V11H24ZM53 10V13L55 12V10L57 9V11H58V15L57 14H55L54 13V15H57V18H55L56 16H54V15H52V16H54L53 18L56 20V19H58V17H59V15H61L60 16V18L58 19V22L56 21V25H55V22H54V25H53V22H51V21H49V23H48V20L47 19H51L52 17H48V15L49 14H53V13H51V12H49V11H51V10ZM172 9V10H171ZM236 9V8H235ZM2 10L4 11V10H6V12L4 11V12H2ZM8 10V11H7ZM13 10H14V12H13ZM23 10V11H22ZM80 10H82V11H80ZM180 10V11H179ZM263 10V11H262ZM36 11H38L37 13H35ZM66 12V13H68V18H69V22H67V20L66 19H68L67 18V14L66 13H63V12ZM68 11V12H67ZM70 11V12H69ZM78 11H80V12H78ZM179 13H178V12ZM262 11V14L260 13ZM17 13V15H16V13ZM40 12V13H41ZM60 12H61V14H60ZM76 12V15H75V18L73 17L74 16V13ZM79 14H78V13ZM177 12V13H176ZM57 13V12H56ZM73 13V14H72ZM165 13V12H164ZM169 13V14H168ZM173 14L175 17H171L170 16V14ZM181 13V14H180ZM260 13V14H259ZM36 14V15H35ZM66 15V17H65V15ZM177 14V15H176ZM219 14H217V15H219ZM226 14H227V12H226ZM14 15L16 16V17H14ZM65 17V19H63L64 17ZM81 15H83V14H81ZM155 16H157V19H159V17H158V15H156V14H154ZM153 14H152V16H154ZM23 16V17H22ZM24 16H26V18H24ZM71 16V17H70ZM79 16H80V18H79ZM169 16H170V18H169ZM179 17V18H177V17ZM237 16V17H236ZM45 17V16H44ZM73 17V18H72ZM166 18L165 19V21L167 22V24H168V20L169 19H172L171 21L172 22H169V24L170 25H168L167 26V24L165 23V21H164V19L163 18ZM191 17H192V19H191ZM209 17V16H208ZM7 18V17H6ZM20 18H24V20L26 19V21H24L23 19H20ZM51 19V20H54V19ZM79 18V19H78ZM150 19H151V16L149 17ZM173 18H175V22L173 21L174 19ZM176 18L178 19V20H176ZM190 18V19H189ZM4 19V20H3ZM18 19V20H17ZM60 19H63V21L61 22V24L59 23L60 22ZM78 19V20H77ZM188 19H189V21H188ZM211 19V18H210ZM228 19V20H229ZM6 20H7V22H6ZM24 21L23 22V24L25 25H23V27H25L26 29H23V27H21L22 25H21V21ZM32 20V19H31ZM66 20V21H65ZM256 20V21H255ZM21 22V23H18V22ZM79 23H78V22ZM81 21V22H82ZM170 21V20H169ZM247 21V22H246ZM29 22V21H28ZM73 22H74V24H73ZM84 22V21H83ZM148 22V23H147ZM162 22V23H161ZM164 22V23H163ZM222 22H224V24L222 23ZM239 22H240V24L241 25H239V26H237L238 24H239ZM261 22V23H260ZM49 24V26L51 27V28H47V27H45L46 26V24ZM69 23V24H68ZM71 23V24H70ZM76 23V24H75ZM147 23V24H146ZM155 23V24H154ZM220 23V24H219ZM237 23V24H236ZM243 23V24H242ZM247 23V24H246ZM250 23H252L253 24V27H252V25L250 24ZM73 24V25H72ZM144 24V23H143ZM181 24V25H180ZM217 24L219 25L218 27H217ZM225 24H227L228 26V30L226 29L227 27H226V25ZM250 24V25H249ZM255 24V25H254ZM263 24V25H262ZM3 25V26H2ZM36 25V24H35ZM45 25V26H44ZM61 25V26H60ZM72 25V26H71ZM78 27H77V26ZM181 27L182 26V28H180L179 26ZM205 25H207V23L205 24ZM216 25V26H215ZM259 25V26H258ZM17 26V27H16ZM18 26H20L21 27V29L22 30H24V34H26L24 37H23V35H20V32H21V29H20V27L18 28ZM29 26H31V27H29ZM37 27H40L39 25H36ZM48 26V27H49ZM71 26V27H70ZM145 26V28H143L142 29V27H144ZM148 26V27H147ZM150 26V27H149ZM153 26V27H152ZM178 26V27H177ZM213 26H215V28H213ZM232 26H234V27H232ZM250 28H252V29H254L255 27V29H254V32L252 33V29H250ZM255 26V27H254ZM261 26V27H260ZM29 27V28H28ZM34 27V30H36V31H32L31 29ZM36 27V28H37ZM65 27V28H64ZM75 27V28H74ZM152 27V28H151ZM154 27H156V28H154ZM242 27V28H241ZM15 30H14V29ZM30 29L31 31L30 32H33V33H35L33 36L32 35H30L31 33L30 32H28L29 30L28 29ZM47 28V32H45V33H47V34H45V33H43V32H40V31H44L45 29ZM59 28V29H58ZM77 28V29H76ZM81 28V29H80ZM86 28V27H85ZM149 30H148V29ZM241 28V29H240ZM243 28H244V32L242 33V31H243ZM245 28H247V29H245ZM258 28V32L256 33V29ZM259 28L261 29L260 31H259ZM5 29V30H4ZM8 29H9V27H8ZM20 29V30H19ZM40 29V30H39ZM76 31H75V30ZM146 30V31H143V30ZM150 29H152L151 31H150ZM155 29V30H154ZM160 29V31L161 32H163V30H161ZM163 29H165V28H163ZM214 29V30H213ZM234 29V30H233ZM6 30H7V32L9 31L10 33H7L6 32ZM14 30V31H13ZM28 30V31H27ZM137 30H135V31H137ZM148 30V31H147ZM167 30V29H166ZM166 30H164V31H166ZM171 30V28L169 29V31ZM246 30V31H245ZM4 31H5V33H6V35H5V33H4ZM25 31H27L29 34L27 35V32L25 33ZM49 31H51V32H49ZM53 31V32H52ZM57 31V32H56ZM70 31V32H69ZM75 31V32H74ZM85 31V33H83ZM159 31V30H158ZM168 31V30H167ZM248 31V32H247ZM37 32H38V34H39V39H38V37H37ZM62 32V33H61ZM65 32V33H64ZM185 32L187 33L186 35H185ZM212 32V33H211ZM2 33V34H1ZM22 33H23V31H22ZM21 33V34H22ZM32 33V34H33ZM52 33V34H51ZM60 33V34H59ZM75 35H73V34ZM227 33V34H226ZM48 34H49V36H48ZM54 34H57V35H54ZM70 34H71V36H70ZM81 34L82 35H84V38L83 37H81ZM135 34H137V35H135ZM184 34V35H183ZM206 34H207V36H206ZM228 34V35H229ZM250 34H253V36H251ZM7 35H8V39H7ZM13 35V36H12ZM36 35V36H35ZM187 35H188V37H187ZM229 35V36H230ZM255 35H256V37H255ZM2 36V37H1ZM11 38H10V37ZM15 36V37H14ZM35 36V37H34ZM79 36H80V39H78L79 38ZM186 36V37H185ZM206 36V37H205ZM19 37V38H18ZM22 37V38H21ZM65 37V38H64ZM76 37V38H75ZM95 37V36H94ZM1 38H3V39H1ZM5 38V39H4ZM35 38H37V39H35ZM41 38V39H40ZM61 38V39H60ZM208 40H207V39ZM255 38H257L258 39V42L256 41V39ZM11 39V40H10ZM23 39V40H22ZM28 42H26L25 40ZM44 39V40H43ZM50 39V40H49ZM66 41H65V40ZM69 41H68V40ZM82 39V40H81ZM83 39H84V44L86 43V45L84 46L83 45ZM201 39V38H200ZM4 40V41H3ZM9 40V41H8ZM16 40V42H14V41ZM47 40V41H46ZM63 40V41H62ZM74 42H73V41ZM77 40H79V41H77ZM194 40H196L195 42H197V43H195L194 42ZM12 41V42H11ZM17 41H19V42H17ZM22 41V42H21ZM32 41V42H31ZM35 41V42H34ZM62 41V42H61ZM65 41V42H64ZM199 41V40H198ZM207 41V42H206ZM40 42V44H38ZM67 42V43H66ZM77 42H79L81 45H79L80 47H82L83 48V46H84V49H82V50H80L79 51V49L78 48H76V47H78V44L79 43H77ZM194 42V43H193ZM229 42V43H228ZM18 43V44H17ZM27 45H26V44ZM33 43V44H32ZM52 43H55V44H52ZM72 43V44H71ZM77 45H76V44ZM207 43V44H206ZM217 45H216V44ZM220 43V44H221ZM259 43V44H258ZM12 44V45H11ZM32 44V45H31ZM102 44V43H101ZM196 46H195V45ZM10 45V46H9ZM15 45V46H14ZM48 45V46H47ZM66 45V46H65ZM68 45V46H67ZM72 45H74V46H72ZM103 45V44H102ZM101 45V46H102ZM169 45V47H170V44H168ZM184 45V46H183ZM195 46L196 47V49L194 48V47H192V46ZM5 46V47H4ZM76 46V47H75ZM86 46H88V47H86ZM172 47H170L171 49L173 48V51H174V48L176 47L175 45H171ZM203 46V47H202ZM46 47V48H45ZM60 47V48H59ZM79 47V48H80ZM86 47V48H85ZM150 47V48H149ZM192 47V48H191ZM219 47H217V48H219ZM40 48V49H39ZM55 48V49H54ZM66 48V49H65ZM87 48H89V49H91V51L89 50L88 52L91 54L90 56H89V54H85L86 52H85V50L87 49ZM94 48V49H93ZM146 48V49H145ZM169 48V49H170ZM27 49V50H26ZM58 49H60L61 51H59ZM64 51H63V50ZM149 49V50H148ZM193 49H195V50H193ZM213 49H216V48H213ZM222 49V50H221ZM260 49H263L262 50V52L260 51ZM44 50V51H43ZM53 50L55 51V52H53ZM76 50V51H75ZM84 50V52L85 53H83V54H81L82 52L81 51H83ZM93 50V51H92ZM94 50H97L98 51V54H100V55H98V54H96L97 53V51H94ZM145 50H147L146 52H143V51H145ZM152 50V51H151ZM189 50V51H188ZM199 51V53L198 54H200V56H201V58H203L204 60L202 61L201 59V63H200V60H198V58H200V56H198V54H197V52ZM72 53H71V52ZM57 52H59V53H57ZM62 52V53H61ZM69 52V53H68ZM74 52V53H73ZM81 52V53H80ZM111 52H112V55H111ZM143 52V53H142ZM172 52V53H171ZM57 53V54H56ZM65 53V55H63ZM129 53H131V54H129ZM156 53H158V51L156 52ZM186 53V52H185ZM195 54V56H196V54H197V56H198V58H197V56H196V58H197V60L199 61V63H197V65L199 66H197L196 65V63L194 64V65H196V66H194L193 64H191L192 63V60H193V62L195 61V62H198L195 58H194V55L193 54ZM67 54H68V57H67ZM69 54H71L72 56H69ZM79 54H81V56H87L88 57V61L85 59V58H83V57H81V59H83L81 62H83L84 61V63H80V60H76V59H80L79 58ZM92 54H94L93 56H92ZM116 54V55H115ZM125 54V53H124ZM149 54V56H147ZM154 55V56H152L151 57V55ZM171 54V55H170ZM175 54L176 55H182V57L184 56V57H186V59H187V62L185 61V60H182L183 62H181V58H180V56H177V58L179 59V61L176 59V56H175ZM263 54V55H262ZM58 55V56H57ZM75 55V56H74ZM95 55H97V56H101L102 57V59H100L99 57V59L100 60H102V61H99V60H96L97 58V56H95ZM126 55V54H125ZM125 55H123V56H125ZM168 57V58H166V56ZM169 55V56H168ZM193 56V58H192V56ZM203 55V56H202ZM55 56V57H54ZM60 56V57H59ZM61 56L63 57V58H65V56L67 57V59L65 60V59H63L62 60V58H61ZM74 56V57H73ZM94 56H95V58H94ZM132 56H133V54H132ZM174 59H172L171 57ZM188 56H191V58L190 57H188ZM205 56V58L207 59V57H209V56H207L206 57ZM261 56V57H260ZM70 57V58H69ZM71 57L73 58V59H71ZM134 57V56H133ZM132 57V58H133ZM161 57H164V59L163 58H161ZM183 57V58H184ZM209 57V58H210ZM230 57H233L234 58V60H233V58L231 59V61L233 60V62H232V67L230 66ZM59 58L61 59V61H63L65 64L68 62V64H66V65H64V63L63 62H61V64H60V60H59ZM76 58V59H75ZM106 58V59H105ZM125 58V59H124ZM152 58H153V60H152ZM172 59V61L174 62L175 61V63H176V61H178L177 63H183V64H181V65H183V66H186L188 69H189V65L191 66V65H193V66H191L190 68H191V72H193V69L192 68H195V69H197V71H195L194 73H189L190 75H188V72L186 73V67H183L182 68V66L181 65H179V64H173V65H171L172 64V62H170L171 61V59ZM55 59V60H54ZM69 59H71L70 61H69ZM103 59H105L104 61L105 62H107L109 65H107V63H103ZM113 59L115 60V62L113 61ZM124 59V60H123ZM127 59H128V61H127ZM155 59H158V61L156 62V60ZM165 59H167V60H170V61H167V60H165ZM185 59V58H184ZM189 59V60H188ZM54 60V61H53ZM58 60V61H57ZM67 61V62H65V61ZM96 60V61H95ZM123 60V61H122ZM130 60V61H129ZM142 60V61H141ZM145 60L147 61L146 63H144L145 62ZM150 60V61H149ZM155 60V61H154ZM162 60H164V61H166L165 63L167 64V62H168V64L167 65H169V66H167V65H165V66H167V67H170V68H167V71L166 70H164L165 68V66H163V67H161V61ZM190 60H191V63H190ZM218 60V61H217ZM56 62V63H52V62ZM72 61V62H71ZM95 61V62H94ZM121 61V62H120ZM127 61V62H126ZM141 61V62H140ZM152 61H154V63L152 62ZM209 61H210V59H209ZM208 61V62H209ZM214 61V62H213ZM221 61V63L219 64L218 62H220ZM236 61V62H235ZM59 62V63H58ZM87 62V63H86ZM90 62V63H89ZM97 62H99V63H103V65H101V64H95V63H97ZM110 62V63H109ZM113 62H114V65H113ZM123 62V63H122ZM159 62H160V64H159ZM163 62V61H162ZM169 62H170V64H169ZM185 62V63H184ZM189 62V63H188ZM235 62V63H234ZM63 63V64H62ZM71 63V64H70ZM72 63H73V65L75 66V67H73V65H72ZM120 63H122L121 65H120ZM127 63V64H126ZM152 63V65H150ZM157 64V65H154V64ZM164 63V62H163ZM57 64H58V66H57ZM105 64V65H104ZM111 64V65H110ZM116 64V65H115ZM188 64V65H187ZM236 64V65H235ZM62 65V66H61ZM81 67H80V66ZM86 65H88V66H86ZM90 65V66H89ZM92 65V66H91ZM94 65V66H93ZM120 65V66H119ZM124 65V66H123ZM126 65V66H125ZM136 65V66H135ZM144 65V66H143ZM147 67H146V66ZM160 65V66H159ZM177 65H178V67H177ZM201 65V66H200ZM221 65V66H220ZM222 65H223V67H222ZM52 66V67H51ZM64 66V67H63ZM98 66V67H97ZM104 66H105V68H104ZM107 66V67H106ZM114 66H116V67H114ZM149 66V67H148ZM153 66H155V67H160V68H155V67H153V69H152V67ZM210 66V67H209ZM10 67V68H9ZM58 67V68H57ZM115 69H114V68ZM127 68V72H126V68ZM131 67V68H130ZM135 67V68H134ZM173 67H175V68H173ZM177 67V68H176ZM182 69H181V68ZM200 67L202 68V70L204 71H202V70H199L200 69ZM222 67V68H221ZM36 68V69H35ZM67 68V69H66ZM75 68H77V69H75ZM79 68V69H78ZM82 70H81V69ZM84 68V69H83ZM104 68V69H103ZM113 68V69H112ZM145 68V69H144ZM164 68V69H163ZM173 70H172V69ZM199 68V69H198ZM221 68V69H220ZM52 69V70H51ZM55 69V70H54ZM62 69H64V70H62ZM69 69V70H68ZM71 69H73V70H71ZM108 69V70H107ZM118 69V71H116ZM120 69V70H119ZM124 69H125V71H124ZM148 69H150V70H148ZM187 69V71H189ZM210 71H209V70ZM9 70V71H8ZM47 70V71H46ZM63 72H61V71ZM71 70V71H70ZM89 70V72H87ZM91 70H93V72H91ZM107 70V71H106ZM124 71V73L122 74V72ZM170 70V71H169ZM172 70V71H171ZM181 70V71H180ZM185 70V71H184ZM208 70V71H207ZM80 71V72H79ZM110 71V72H109ZM120 71V72H119ZM122 71V72H121ZM130 71V72H129ZM164 71H166L165 73H164ZM175 71H178V73L177 72H175ZM201 71V72H200ZM59 72V73H58ZM84 72V73H83ZM96 72V73H95ZM98 72V73H97ZM118 72V73H117ZM131 72H132V74H131ZM141 75H139L138 73ZM144 72V73H143ZM174 72V73H173ZM188 75V76H190V78L187 76V75H185V73ZM200 72V73H199ZM61 73V74H60ZM71 73V74H70ZM121 73V74H120ZM131 75H130V74ZM136 73V74H135ZM141 73H143V74H141ZM180 73H182V74H180ZM198 73V74H197ZM16 74V75H15ZM66 74V75H65ZM68 74V75H67ZM97 76H96V75ZM119 74V75H118ZM177 76H176V75ZM184 74V75H183ZM21 75V76H20ZM34 75V76H33ZM111 75V76H110ZM170 75V76H169ZM175 77H174V76ZM193 75V76H192ZM195 75V76H194ZM229 75H231V76H229ZM18 76V77H17ZM65 76V77H64ZM92 76V77H91ZM120 76H122V77H120ZM133 76V77H132ZM135 76V77H134ZM136 76H137V78H136ZM143 76V77H142ZM234 76V77H233ZM238 76V77H237ZM240 76V77H239ZM17 77V78H16ZM88 77V78H87ZM115 77V79H113ZM117 77V78H116ZM125 77H126V80L124 81V79H125ZM129 77V78H128ZM141 79H140V78ZM174 77V78H173ZM180 77H182L181 79H180ZM193 77H195V78H193ZM86 80H85V79ZM110 78H111V80H110ZM124 78V79H123ZM133 78H134V80H133ZM135 78H136V80H135ZM183 78H186V81H185V79H183ZM194 79V81H192L193 79ZM200 79V81H198L197 79ZM213 78V79H212ZM243 78V79H242ZM253 78V79H252ZM113 79V80H112ZM121 79V80H120ZM169 79V80H168ZM178 79V80H177ZM190 79V80H189ZM245 79V80H244ZM104 80H105V82H106V80H108V82L110 83H103L104 82ZM119 80V81H118ZM181 80V81H180ZM197 80V81H196ZM219 80H220V82H219ZM222 80V81H221ZM224 80H226V81H224ZM228 80V81H227ZM232 80H233V82H232ZM242 80V81H241ZM260 80V81H259ZM16 81V82H15ZM121 81V82H120ZM129 81V82H128ZM174 81H176V82H174ZM178 81V82H177ZM224 81V82H223ZM10 82V83H9ZM45 82V83H44ZM84 82V83H83ZM98 82H101V83H98ZM114 83V85H113V83ZM116 82V83H115ZM166 82H168V84L166 83ZM183 82V83H182ZM186 82V83H185ZM193 82V83H192ZM199 82H201V84H198ZM207 82V83H206ZM211 82V83H210ZM212 82H213V84H212ZM217 82V83H216ZM222 82H223V84L225 85H223L222 84ZM237 82H242V83H237ZM261 82H263V84L261 83ZM119 83V84H118ZM121 83H122V86H120L121 85ZM126 83H127V85H126ZM173 85H172V84ZM177 83L179 84V85H177ZM182 83V84H181ZM185 83V84H184ZM218 83H220V84H218ZM85 84H87V85H85ZM117 84V85H116ZM124 84V85H123ZM151 84V85H150ZM171 84V85H170ZM196 84V85H195ZM221 84H222V86H221ZM233 84V86H231ZM239 84V85H238ZM15 85V86H14ZM96 85H98V87L100 88V86H101V88H100V90H98V89H96V88H98ZM106 85H108V86H111L112 85V87L111 88H113V86L116 88V89H118V90H120V93L122 92V94H120L119 92H117L116 91V89L115 88H113V90L115 91V92H117L116 94H117V96H118V93H119V97H124L123 98V101H124V99H125V101L123 102V103H121V102H119V103H117V105L116 106H121V107H123V108H121V107H117L116 109L114 108L115 107V104H112V100L110 99V97L114 94V97H116L115 95V92L113 91V94L109 97V96H107L108 94H110V92L111 91H109L108 89H110L108 86V88L106 87ZM185 85V86H184ZM203 85V87H201ZM217 85H218V87L220 88L221 87V89H222V91L220 90V89H215L216 87H217ZM227 85V86H226ZM236 85H238V87L239 88H236L235 86ZM251 85H253V86H251ZM262 87H261V86ZM42 86V87H41ZM90 86H91V88H90ZM105 87L104 89L106 90L105 92V95L108 93L107 92V90L109 91V93L105 96V97H107V101H105V99L103 98L104 96H102V100L104 101V102H106V103H102V102H100L101 104H99L98 103V106H96V103L97 102H99L100 100H97V98H100V96L101 95H99V92H102V90H103V87ZM116 86H118V87H116ZM125 86V87H124ZM170 88H169V87ZM171 86H173V87H171ZM176 86V87H175ZM177 86L179 87V86H181V89H180V87H179V90L177 89ZM187 86V87H186ZM200 87V89H198V87ZM204 86H205V88H206V93H205V89H204ZM207 86H210V88L208 87L207 88ZM213 86V88H211ZM224 86V87H223ZM230 86H231V88H230ZM35 87V88H34ZM94 87H95V89H94ZM153 89H152V88ZM175 87V88H174ZM191 87V88H190ZM197 87V88H196ZM230 88L231 90H229V89H227V88ZM260 87H261V89H260ZM32 88V89H31ZM85 88H87V89H85ZM90 88V89H89ZM107 88V89H106ZM183 88H185L184 90H186V92L188 91V94H190V96H188V94L186 93V95H184V96H182V97H184L186 100H184V98L183 99H181L180 98V96H179V98H178V96H177V93H178V91L180 92ZM226 88V89H225ZM232 88H233V90H232ZM263 88V89H262ZM30 89V90H29ZM72 89V90H71ZM125 89V90H124ZM145 89V90H144ZM148 89V90H147ZM159 89H161L162 91H160ZM166 89V90H165ZM174 89H175V91L177 92H175L174 91ZM192 89V90H191ZM204 89V90H203ZM211 89V90H210ZM235 89H237V90H235ZM255 89V90H254ZM256 89H257V91H256ZM92 90V91H91ZM93 90H95V91H93ZM98 91V93H97V96L98 97H96V92ZM111 90V89H110ZM127 90V91H126ZM138 92H137V91ZM154 90V91H153ZM157 92H156V91ZM178 90V91H177ZM190 90V91H189ZM197 90H199V91H197ZM200 90H202V93L204 92L205 93V95H208V96H206L205 98L206 99H203L204 97L203 96H205V95H199V94H202L201 93V91ZM210 90V91H209ZM217 90V91H216ZM218 90H220V91H218ZM258 90H262V92L261 91H258ZM90 91H91V94H93V95H90L89 96V94H90ZM123 91H124V93H123ZM153 91V92H152ZM166 91V92H165ZM174 91V92H173ZM192 91V92H191ZM194 91H195V94L194 95H196V97H200V96H202L201 98H202V100H204L203 102L201 101V98H200V101H197V102H195V100H197V98L195 97V96H193V97H195V98H193L192 97V93H194ZM196 91H197V93L199 92V94H196ZM214 91H216V93L214 92ZM228 91H230V93H231V95H229V97L231 98V101L229 100V99H226V98H228L227 96H228ZM234 93V94H232V92ZM252 91H253V93H252ZM92 92H94V93H92ZM103 92H104V90H103ZM102 92V93H103ZM129 92V93H128ZM142 93V94H140V93ZM146 92V93H145ZM148 92V93H147ZM150 92V93H149ZM158 92H159V94H158ZM172 92H173V94H175L176 93V96H177V98H176V96L173 98V94H172ZM183 92V93H184ZM212 92V93H211ZM223 94H225V93H227V94H225V100L224 99H221V95H223ZM238 94H237V93ZM257 92V93H256ZM25 93V94H24ZM112 93V92H111ZM129 94V96H127L126 97V94ZM135 93H137L136 95L138 96H135ZM138 93L140 94V95H138ZM156 93V94H155ZM169 93V94H168ZM172 94V96H170L171 94ZM208 93V94H207ZM213 93L214 94H216V95H213ZM217 93H219L218 95H217ZM221 93V94H220ZM235 93H236V95H235ZM36 94V95H35ZM62 94V95H61ZM94 94H95V97H94ZM125 94V95H124ZM130 94H131V96H130ZM132 94L135 96L134 97V99L135 98H138V99H135V101H132V100H130V98H132L133 99V96H132ZM145 94H148V95H150V96H147L148 97V99H146L147 97H145L146 95ZM155 94V95H154ZM158 94V95H157ZM163 94V95H162ZM82 95H83V97H82ZM102 95H104V93L102 94ZM121 95V96H120ZM145 95V96H144ZM167 95V97H165ZM198 95V96H197ZM210 95H212V96H210ZM227 95V96H226ZM238 95H240V96H238ZM14 96V97H13ZM17 98H16V97ZM24 96V97H23ZM92 96H93V98H95V99H93V100H96V103H94L93 105H91L90 106V104H91V102H92ZM159 96H162L163 97V100L165 101H162V97H159ZM185 96H187V97H190V98H186ZM224 96V95H223ZM222 96V98H224ZM233 96V97H232ZM235 96H237V98H239V99H237ZM70 98L71 97V99H72V97H73V100H71V99H69V100H71V101H73L74 103H78V105L77 106H75V104L72 102V104H74V105H72V106H74V107H70L69 108V104H71L69 101H68V99L67 98ZM114 97H111L112 99L114 98ZM140 97V98H139ZM149 97H151V98H149ZM158 97V98H157ZM170 97V98H169ZM208 97H210L209 98V100H208ZM213 97V98H212ZM241 97V98H240ZM262 97H263V99H262ZM6 98V99H5ZM82 98V99H81ZM110 100H109V99ZM127 98H128V101L130 100V102H132V103H129L128 101H126L127 100ZM156 98H157V100H156ZM165 98L167 99V98H169V99H167V100H169V101H166L165 100ZM233 98V99H232ZM33 99H34V101H33ZM50 99V100H49ZM52 99V100H51ZM79 100V101H77V100ZM83 99H85V100H83ZM122 99V98H121ZM133 99V100H134ZM151 101H150V100ZM155 99V101L153 102L152 100H154ZM177 99H179V100H177ZM181 99V100H180ZM194 99V100H193ZM22 100V101H21ZM28 100V101H27ZM54 100V101H53ZM65 100L66 101H68V102H66V103H68V105L65 103ZM82 100V101H81ZM91 100V101H90ZM101 100V101H102ZM109 100V101H108ZM149 100V101H148ZM190 100L192 101V102H195V103H197V104H195V103H192V109H194L195 110V112H197V111H201L200 113H203V115L201 114L200 115V113H198L197 112V118L200 120V122H201V120H203V116H204V114H206V112L205 111H208L207 112V114H209V115H207L206 114V116L207 117H205L204 118V121L206 120V121H208L207 120V118H209V123H210V121L211 122H214V121H217L219 118H218V116H220L221 118V120L219 119L217 122H219V124L222 126L221 128L223 129V127H224V129L226 130L227 129V131H225L224 129L222 130L223 131V135L221 134L222 132H221V130H219L220 129V125L219 124H216L217 122H214L215 124H216V126L218 125L219 127H216V126H214L215 124L214 123H210V125H212V124H214V125H212V126H214V127H216V128H218V129H213V127L212 126H208V122H201L200 124H199V121L197 120V118H196V113L194 112H192V110L190 111V113H192V116H193V114L195 115V117L193 116V120H195V121H192L190 118H191V114H189V110H190V106H188L187 104H185L187 101L189 102V103H191L190 102ZM198 100H199V98H198ZM206 100V101H205ZM235 100H237V101H235ZM239 100H240V102H239ZM248 100V101H247ZM249 100H252V102H253V104H256V105H261L260 107H258V106H256V108H257V110L254 108V105H252V103H249L250 101ZM27 103V104H24L25 102ZM30 101V102H29ZM49 101V102H51V101H53V102H51L53 105L55 104H57L58 106H53L51 103H49L48 102V104H47V106H50L49 104H51L52 106V108L54 107L55 109H59V103H61V105H62V103L64 104V105H67V106H61L60 105V109H62V110H55L54 108L52 109L51 107H47L46 106V104L45 103H47V102ZM57 103H56V102ZM77 101V102H76ZM84 101L86 102V103H84ZM90 101V102H89ZM137 101V102H136ZM138 101L140 102L139 104H137L138 103ZM221 101H223V103L221 102ZM234 103H233V102ZM37 102V104L35 105V103ZM39 102V103H38ZM43 102H45V103H43ZM55 102V103H54ZM81 102V103H80ZM94 102V101H93ZM92 102V103H93ZM108 102H111L110 104L108 103ZM126 102V103H125ZM157 103V105H156V103ZM221 102V103H220ZM245 102V103H244ZM21 103V104H20ZM23 103V104H22ZM83 103L85 104L84 106H82L83 105ZM128 103V104H127ZM134 103V104H133ZM154 105H153V104ZM164 103V104H163ZM220 103V104H219ZM232 103L233 104H236L235 105V107H237V108H235L234 107V110H235V112H236V116H235V112H233V111H231V113L229 112V111H227L228 109L229 110H232V108H233V106H232ZM242 104L243 105V103H244V105H243V107H242V105H240V106H238L237 104ZM103 104L104 105H107V104H109V106L107 105V108L108 109H104V108H106L105 106H103ZM112 104V105H111ZM121 104V105H120ZM126 105L125 107L124 106H122V105ZM133 104V105H132ZM136 104V105H135ZM152 106H151V105ZM193 104H194V106H193ZM224 104V105H226V108H228L227 110H224V112H223V110L222 109H220L219 107H221V108H224V109H226L225 107H223L222 105ZM14 105H16V106H14ZM19 105H21V107H19ZM24 105H26V106H24ZM95 105V106H94ZM99 105H101V106H99ZM114 105V106H113ZM129 105H132V106H137V107H131V108H133V110L129 107ZM164 105V106H163ZM165 105H166V107H165ZM200 105H202V107H200ZM219 105V106H218ZM221 105V106H220ZM248 105L250 106V107H248ZM19 107V108H15V107ZM88 106H89V108H88ZM94 106V108H96V111H95V109H93L92 107ZM128 106V107H127ZM188 106V107H187ZM197 106H199L200 107V109H204V110H198L199 109V107L198 108H196ZM253 106V107H252ZM47 107V108H46ZM58 107V108H57ZM85 107H87V109L85 108ZM110 107H112V108H110ZM126 107H127V110H126ZM140 107H142L140 110H141V112H140V110H139V108ZM146 107H148V109L150 110V112H148L147 113V111H148V109L146 108ZM158 107H160L159 109H158ZM165 107V108H164ZM242 107V108H241ZM245 107V108H244ZM263 107V108H262ZM3 108V109H2ZM5 108V109H4ZM7 108V109H6ZM14 109V110H12V109ZM50 108V111H48L47 109H49ZM92 108V109H91ZM101 108L103 109V110H101ZM109 108H110V111H109ZM125 108V111L123 110ZM129 108V109H128ZM136 108H138V111L136 110ZM143 108L144 109H147V110H143ZM196 108V109H195ZM220 109V112L218 111V110H216V109ZM244 108V109H243ZM250 108H252L251 109V111H250ZM8 109H10V111L9 112H11L10 114L9 113H7V110ZM21 111H20V110ZM52 109V110H51ZM114 109L115 110V112H116V114L114 113V112H112V110ZM120 109H122V110H120ZM130 109L132 110V111H130ZM161 109V110H160ZM164 109V110H163ZM189 109V110H188ZM239 109V110H238ZM24 110H27V109H24ZM53 110H55L56 112L55 113H52V112H54ZM81 110V112L83 111V109H79L78 111H76V112H79ZM118 110V111H117ZM129 110V111H128ZM136 110V111H135ZM193 110V111H194ZM216 110V111H215ZM222 110V111H221ZM255 110V111H254ZM261 111V112H259V111ZM18 111V112H17ZM34 111V108H32V111H30V112H27V113H32ZM52 111V112H51ZM58 111V112H57ZM99 111L101 112V113H99ZM103 111H108L107 113L106 112H104L103 113ZM142 111H144L143 113H142ZM158 111H160V112H158ZM203 111V112H202ZM214 111H215V113L217 114L218 112V114L216 115H213L212 113H214ZM228 112L227 114H225L226 112ZM263 111V112H262ZM20 112H22V113H20ZM60 112V113H61ZM81 112H79V113H81ZM109 112L111 113V114H109ZM123 112V113H122ZM133 112V113H132ZM140 112V113H139ZM163 112V113H162ZM245 112V113H244ZM249 112H251V113H249ZM257 112H258V115H259V117L257 116ZM15 114V115H13V114ZM20 113V115H18V114ZM67 113H68V111H67ZM73 113V114H74ZM119 115H118V114ZM137 113V114H136ZM162 113V114H161ZM187 113V115L189 116V119L191 120V121H189V122H187L189 119H187L188 118V116L186 115L185 117H186V119L185 120H183L182 119V117L180 118L179 117V115L180 116H182V115H185ZM256 113V114H255ZM263 113V114H262ZM65 114H66V112H65ZM71 114V113H70ZM72 114V115H73ZM78 114V113H77ZM109 114V115H108ZM122 114V115H121ZM129 114H131V115H129ZM139 114V115H138ZM142 114V115H141ZM145 114H146V116H145ZM150 114V115H149ZM152 114V115H151ZM164 114V115H163ZM223 114H225L224 115V117L222 116ZM230 115V117H229V115ZM238 114V115H237ZM260 114H262V115H260ZM17 115V116H16ZM22 115V116H21ZM52 115H54L55 116V119H54V116H52ZM67 115H69V113L67 114ZM71 115V116H72ZM75 116H78L79 117V115H76V114H74ZM73 115V116H74ZM103 115V116H102ZM115 115V116H114ZM135 115V116H134ZM159 116V117H156V116ZM177 115H178V117H177ZM199 115V116H198ZM211 115H212V117H211ZM245 115H246V118H243V117H245ZM255 116V118H254V116ZM7 116H6V118H7ZM13 116H15V117H13ZM45 116V115H44ZM48 116V120L50 119L49 118V114L47 115ZM72 116V117H73ZM120 116H122V117H120ZM126 116L128 117V118H126ZM142 116V117H141ZM174 116V117H173ZM202 116V117H201ZM213 116H215L216 118H218V119H216L215 117H213ZM243 116V117H242ZM249 116V118L251 119V120H253V121H251L249 118H247ZM19 118V120L20 121H18V119H15V118ZM58 117V116H57ZM116 117V118H115ZM130 117H132V118H130ZM154 117V118H153ZM176 117V118H175ZM185 117H183V118H185ZM9 118H10V120H9ZM106 118V119H105ZM113 118V119H112ZM130 118V119H129ZM177 118H179V119H181L180 121L182 122H184V121H186V122H184V124L183 125H186L185 123H187V126H185L186 128H188L189 127V125L190 126H192V127H189L190 128V130H189V133H190V131L191 130H193L194 128L195 129H197V130H193L191 133H193V134H191L192 135V137H191V135L189 134V136H186L185 137V135H183L181 132H179V131H181V130H179L180 128V126H182V124L180 123V121H179V119L176 121V119ZM196 118V119H195ZM223 118V119H222ZM262 118V119H261ZM84 119V118H83ZM82 119V120H83ZM89 120H88V122L90 121V118H88ZM115 119V121H112V120H114ZM138 119V120H137ZM153 119V120H152ZM170 119H174V122L176 123V125L174 124V122L172 121V123H171V121H170ZM211 119V120H210ZM214 119H216V120H214ZM239 119V120H238ZM241 119H243V120H241ZM244 119H246V120H244ZM247 119H249L250 121L248 122L247 121ZM259 119V120H258ZM85 120V119H84ZM83 120V121H84ZM93 120H95V121H93ZM223 120H225V123H224V121ZM227 120V121H226ZM257 120H258V122H257ZM85 121H87V119L85 120ZM98 121V120H97ZM95 122V123H97V125L99 124V121L98 122ZM131 121V122H130ZM137 121V122H136ZM140 122V124H142V125H140V124H138L139 122ZM165 121H168V122H165ZM196 121H198V122H196ZM220 121H222V122H220ZM240 121H243V122H240ZM256 121V122H255ZM261 121V122H260ZM14 122H16V123H14ZM77 122H79V123H77ZM88 122H81V120L79 121V120H77L76 121V123H77V126H78V124L80 125L81 123H83V126H84V124L85 123H87V124H89ZM100 122V123H101ZM114 122V123H113ZM120 122V123H119ZM182 122V123H183ZM190 122H191V124H190ZM193 122V123H192ZM195 122V123H194ZM227 122V123H226ZM239 122V123H238ZM248 122V123H247ZM254 122H255V126L254 125H252V124H254ZM5 123H3V124H5ZM75 123V124H76ZM111 123V124H110ZM135 123V124H134ZM167 123V124H166ZM177 123H178V127L177 128H175L176 130H173L172 129V131H170V129L171 128H168L167 126H164V125H168V126H170V125H174V126H177ZM197 123V124H196ZM206 124L207 126V128L206 127H203V126H205L204 124ZM240 123H242V124H240ZM244 123V124H243ZM250 123V124H249ZM256 123L258 124V125H256ZM18 124V125H17ZM87 124H85L86 126H88ZM94 124V123H93ZM92 124V125H93ZM107 124H109V125H107ZM127 126H126V125ZM146 124V125H145ZM181 124V125H180ZM201 126V128H200V126ZM202 124H203V126H202ZM232 124V125H231ZM236 124V125H235ZM241 126H240V125ZM16 125V126H15ZM74 125V124H73ZM82 125V124H81ZM80 125V126H81ZM92 125L90 126V124H89V126L88 127H92ZM96 125V126H97ZM121 125V126H120ZM139 127V129L137 128V126ZM144 125V127L146 128V129H148L147 131L145 130V128L144 129H142V126ZM153 125H154V127H153ZM155 125H156V127H155ZM160 125V126H159ZM162 125V126H161ZM193 125H196V127L195 126H193ZM197 125H198V127H197ZM227 125V126H226ZM237 126V127H235V126ZM239 125V126H238ZM244 125V126H243ZM247 125V126H246ZM12 126V127H11ZM60 126V125H59ZM80 127V130H79V127H77L78 128V130H79V132H78V134L79 133H81L80 131H85V132H87V131H89L88 133L90 134V133H92V132H94L93 130H95V132H96V129H95V127L96 126H94L93 128H91L92 129V131L88 128V127ZM123 126H126V128H128L129 126H130V128H132V126L133 127H135L136 128V130H135V128H132V130H134L133 132H129L130 131V129H129V131L125 128V127H123ZM226 126V127H225ZM229 126V127H228ZM255 127V128H251V127ZM257 126V127H256ZM14 127V128H13ZM75 127H76V125H75ZM74 126H72V128L73 129H70L71 128V126H69V128L68 127H65L64 126V128L61 126L59 129H58V126H57V128H55V130H57L56 131V133H54L53 135H54V138L51 136L50 137V139H48V138H46L47 136L49 137L50 136V133L52 134L53 132H55V131H51L52 130V128L53 127H51V129L49 128V130L51 131H49V130H47L46 131V133H44L42 136H41V138L39 137V139L37 140L36 139V141H38V142H36V144H38V145H41V143H44L45 141V143L44 144H46L47 143V140L46 139H48L49 141L50 140H56V138H58V140H61V137L62 138H65V135H68L69 137H70V133L73 135L74 134V136H73V138L77 135V132H76V135H75V128ZM98 127V126H97ZM96 127V128H97ZM111 127V128H112ZM121 127H123V128H125L127 131H125V129H124V131H123V128L121 129ZM157 127H159V128H157ZM164 129H163V128ZM185 127H181V129L182 128H185ZM194 127V128H193ZM210 127L212 128V129H210ZM229 128V130H228V128ZM234 129H233V128ZM243 127V128H242ZM248 127H250V128H248ZM262 127H263V129H262ZM16 128V129H15ZM62 128L64 129L63 130V132L64 133H62ZM66 128H68V129H66ZM75 128V129H74ZM82 128V129H81ZM83 128H85L84 130H83ZM119 128L121 129V133L120 132H118V130H119ZM152 128H154V129H152ZM157 128V129H156ZM192 128V129H191ZM203 128V129H202ZM206 128V129H205ZM257 128V129H256ZM11 129H15V131L13 132V131H11ZM66 129V130H65ZM87 129H89V130H87ZM138 129V130H137ZM141 129V131H139ZM149 129H151L152 131H150ZM158 129H160L159 131H157ZM166 129V130H165ZM199 129V130H198ZM231 129H233V130H231ZM237 129V130H236ZM238 129H240L239 131H238ZM259 129V130H258ZM3 130V131H2ZM54 130V129H53ZM61 131V132H58V131ZM68 130V131H67ZM70 130H73V133H72V131L70 132V133H68L67 134V132H69ZM87 130V131H86ZM202 130H204V131H202ZM206 130V131H205ZM207 130H210V131H207ZM211 130H213L214 131V133L212 134L211 132ZM238 132H236V131ZM245 130V132H243ZM247 130V131H246ZM257 130V132L255 133V131ZM7 131H9V132H7ZM77 131V130H76ZM157 131V132H156ZM162 131V132H161ZM165 131V132H164ZM174 131V132H173ZM176 131V132H175ZM200 133H199V132ZM216 131V132H215ZM219 131L221 132V133H219ZM225 131V132H224ZM242 131V132H241ZM253 131V132H252ZM262 131V132H261ZM17 132V133H16ZM49 132V133H48ZM95 132L94 133H92V135L93 136H95ZM123 132H125L124 134L126 135L127 134V132H128V138H125V135L124 134H122ZM140 132V133H139ZM144 134H143V133ZM151 132V133H150ZM156 132V133H155ZM198 132V133H197ZM210 132V133H209ZM219 133L218 135L216 134V133ZM232 132H234L233 133V135H232ZM235 132H236V134H238L239 135V137H237L238 135H236L235 134ZM22 133H24V132H22ZM28 133H29V135H28ZM28 133H25L26 134V137L27 136H29L28 138H30V137H32L33 136V132L31 131H28ZM32 133V134H31ZM58 133H60V138H59V135H58ZM129 133H131V134H129ZM135 133V134H134ZM147 133V134H146ZM175 133H177V134H175ZM205 133V134H204ZM209 133V134H208ZM226 133V134H225ZM229 133V134H228ZM242 133V134H241ZM259 133V134H258ZM261 133V134H260ZM25 134H23V135H25ZM87 134V133H86ZM122 134V135H121ZM141 134V135H140ZM144 136H143V135ZM152 136H151V135ZM157 134H159L158 136H157ZM165 134V135H164ZM166 134H168V135H166ZM181 135V137H180V139L178 138L179 137V135ZM196 134H198V136L199 137H201V138H199ZM202 134H204V135H202ZM207 134V135H206ZM230 134H231V136H230ZM241 134V135H240ZM246 134H247V136H246ZM47 135V136H46ZM61 135H63V136H61ZM91 135V134H90ZM91 135V136H92ZM129 135H131V136H129ZM149 136L150 135V137H146V136ZM176 135H178V137L176 138ZM209 135V136H208ZM212 135H214V136H212ZM226 135V136H225ZM242 135H243V138H242ZM68 136H66V138H68ZM87 137H89V135H86ZM89 137L90 139H92V137ZM122 136V137H121ZM124 136V137H123ZM142 137V138H137V137ZM153 136H155V138L156 139H158V140H155V138L153 137ZM157 136V137H156ZM183 136L186 138H183ZM193 136H195V137H193ZM218 136V137H217ZM222 136V137H221ZM225 136V137H224ZM253 136V137H252ZM44 137H45V140H44ZM121 137V138H120ZM143 137H145V138H143ZM165 137H167V141H166V138ZM175 137V138H174ZM189 137V138H188ZM197 137V139L195 140V138ZM205 139H204V138ZM214 139H213V138ZM216 137V138H215ZM228 137V138H227ZM235 137V138H234ZM43 138V139H42ZM53 138V139H52ZM71 138H72V136H71ZM94 138L95 137H93V140H94ZM124 138V139H123ZM160 138V139H159ZM172 138H174V140L172 139ZM194 138V139H193ZM221 138V139H220ZM233 138V139H232ZM238 138V139H237ZM246 138V139H245ZM41 139H42V141H41ZM119 141H118V140ZM124 141H123V140ZM128 139V140H127ZM130 139V140H129ZM135 139V140H134ZM142 139H144L143 140V143H142ZM146 139H147V141H146ZM165 139V140H164ZM169 139V140H168ZM171 139V140H170ZM185 139V140H184ZM188 139L190 140L191 139V141H188ZM208 139V140H207ZM210 139V140H209ZM217 139V140H216ZM226 139H227V142H226ZM242 140V141H240V140ZM63 140V139H62ZM96 140V139H95ZM94 140V141H95ZM132 140H134V141H132ZM138 142H137V141ZM148 140H149V142H148ZM162 141V142H160V141ZM173 140V143L171 142ZM177 140V141H176ZM180 140V141H179ZM184 140V141H183ZM189 142V143H187V141ZM202 140V141H201ZM211 140H213V141H211ZM216 140V141H215ZM221 140V141H220ZM222 140H225V141H222ZM230 142H229V141ZM233 140V141H232ZM246 140V141H245ZM48 141V142H49ZM57 141V140H56ZM115 141V142H114ZM141 141V142H140ZM144 141H146V142H144ZM153 141V142H152ZM155 141V142H154ZM193 141V142H192ZM194 141H195V144H194ZM198 141H200L198 144H199V146H197L198 144H197V142ZM204 141V142H203ZM218 141V142H217ZM220 141V142H219ZM240 141V142H239ZM245 141V142H244ZM256 141V142H255ZM39 142H40V144H39ZM125 142V143H124ZM136 142V143H135ZM163 143V144H165L163 147H162V145L163 144H160V143ZM165 142V143H164ZM169 142V143H168ZM171 142V143H170ZM190 142H191V144H190ZM202 142V143H201ZM205 142H206V145H205ZM211 142V143H210ZM213 142V143H212ZM243 142H244V144H243ZM113 143H115V145L113 146ZM147 143H148V145H147ZM152 143V144H151ZM155 143V144H154ZM156 143L158 144L157 145V147H156ZM178 145H177V144ZM193 143V144H192ZM211 145V146H215V145H217V146H215V148H211L210 146H209V144ZM217 143V144H216ZM222 143H225V144H223L222 145ZM231 143V144H230ZM233 143L235 144L234 146H233ZM249 143V144H248ZM22 144V148H21V146H20V148L22 149V150H20V148H19V146H17V145H21ZM110 144H112V147H111V145ZM120 144H121V148H120ZM128 144H130V146L128 145ZM132 144V145H131ZM137 144H139V145H137ZM145 146H144V145ZM151 144V145H150ZM160 144V145H159ZM170 144H172V146L173 147H175V148H173V147H171V145ZM181 144V145H180ZM197 144V145H196ZM208 144V145H207ZM221 144V146H219ZM242 144V145H241ZM255 144V145H254ZM141 145V146H140ZM143 145V146H142ZM176 145H177V148H176ZM180 145V146H179ZM183 145V146H182ZM190 145V146H189ZM192 145V146H191ZM238 145V149H236L235 150V148H236V146ZM251 147H250V146ZM260 145H262V146H260ZM16 147L17 146V148H19L18 150H20V151H18L17 150V148H14V147ZM108 146V148L106 149V147ZM110 146V147H109ZM129 146V147H128ZM154 146V147H153ZM160 146V148H158ZM168 146V147H167ZM169 146H170V148H169ZM186 146H188V147H186ZM197 146V147H196ZM204 146V147H203ZM223 146H227L226 148L225 147H223ZM232 146H233V149H232ZM241 146V147H240ZM255 146V147H254ZM11 147V149H13V151H11V152H13V154L9 151L8 153H9V155H8V153L6 154L7 156H5L4 154L6 153L5 152V149L7 150H10L9 148ZM13 147V148H12ZM73 149H72V148ZM126 147V149H122V148H125ZM135 147V148H134ZM141 147H142V150H141ZM157 148V150H156V148ZM164 148V149H166V150H164V149H162V148ZM192 147V148H191ZM195 147V148H194ZM202 147V148H201ZM252 147L254 148V149H252ZM257 147H258V149H257ZM113 150H112V149ZM114 148H115V150H116V152L114 151ZM143 148H146V149H144V151H143ZM151 148V149H150ZM153 148H155V149H153ZM189 148V149H188ZM198 148V149H197ZM208 149V151H207V149ZM221 148H223V149H221ZM225 148V149H224ZM227 148H229V149H227ZM246 148H248L247 150H245ZM251 148V149H250ZM16 149V150H15ZM161 149V150H160ZM167 149H169V150H167ZM177 149V150H176ZM196 149V150H195ZM209 149H210V151H209ZM211 149H212V151H211ZM244 149V151H242ZM249 149L251 150V152L249 151ZM258 151V152H260L259 154H258V152L256 151V150ZM261 149V150H260ZM24 150V151H25ZM106 150H108L107 152H106ZM109 150H110V152H109ZM130 150H131V152H130ZM150 150V151H149ZM154 150V151H153ZM173 150V151H172ZM184 150V151H183ZM235 150V151H234ZM237 150H238V152H237ZM253 150V151H252ZM2 151L3 152H5V153H2ZM15 151H16V153H15ZM18 151V152H17ZM51 151H53V153L54 154H52V153H50ZM57 151H59V152H57ZM74 151H76V152H74ZM114 151V152H113ZM117 151H118V153H117ZM141 152V154H140V152ZM143 151V152H142ZM175 151V152H174ZM183 151V152H182ZM204 151V152H203ZM219 151H220V153H219ZM242 151V152H241ZM254 151H256V152H254ZM262 151H263V154H262ZM30 152H34V153H30L31 155L29 156V153ZM44 152V153H43ZM61 152L62 153H64V154H61ZM76 153V154H74V153ZM101 152V153H100ZM104 152H105V154H104ZM109 152V153H108ZM113 152V153H112ZM120 152V153H119ZM122 152V153H121ZM137 152H139L138 153V155H136L137 154ZM159 154H157V153ZM166 152V153H165ZM185 152V153H184ZM200 152H202V153H200ZM206 152H207V154H209V155H206ZM212 152V153H211ZM213 152H214V154H213ZM220 154V157H222V158H220L218 155V153ZM223 152V153H222ZM244 152V153H243ZM3 155H2V154ZM10 153H11V155H10ZM21 153V154H20ZM23 153V154H22ZM58 153H60V154H58ZM73 153V154H72ZM107 153V154H106ZM118 155H117V154ZM125 153V154H124ZM143 153V154H142ZM144 153H146V157L144 156V158H143V155H145ZM149 153V154H148ZM168 153H169V155H168ZM180 155H182V156H178L179 154ZM183 153V154H182ZM190 153V154H189ZM217 153V154H216ZM231 153V154H230ZM251 153V154H250ZM253 153H254V155H253ZM18 154H20L19 155V157H18ZM35 154V155H34ZM44 154V156L42 157V155ZM81 154V155H80ZM88 155V156H86V155ZM91 156H90V155ZM97 154V155H96ZM104 154V155H103ZM113 154V155H112ZM115 154V155H114ZM120 154V155H119ZM121 154L122 155H124V156H121ZM135 155V156H137V157H134L133 155ZM153 154V155H152ZM155 154V155H154ZM158 156H157V155ZM163 154V155H162ZM177 154V155H176ZM192 154V155H191ZM194 154V155H193ZM229 154V155H228ZM235 154V155H234ZM237 154H239V155H237ZM242 154H245V156L244 155H242ZM250 154V155H249ZM13 155L14 156H16V157H18V158H16V157H13ZM34 155V156H33ZM37 155V156H36ZM51 155H53V156H51ZM63 155V156H62ZM80 155V156H79ZM85 155V156H84ZM109 155V157H107ZM117 155V156H116ZM128 155V156H127ZM130 155V156H129ZM132 155V156H131ZM140 155V156H139ZM142 155V156H141ZM150 155V156H149ZM152 155V156H151ZM166 155V156H165ZM190 157H189V156ZM215 155H217V156H215ZM249 155V156H248ZM259 155V156H258ZM21 156V157H20ZM27 156H29V157H27ZM51 156V157H50ZM57 156V157H56ZM59 156V157H58ZM61 156V157H60ZM70 156H72V157H70ZM76 156H79V157H76ZM84 156V157H83ZM101 156V157H100ZM115 156V157H114ZM139 156V157H138ZM158 158H157V157ZM162 156V157H161ZM175 156V158L173 159V157ZM187 156V157H186ZM194 156V157H193ZM216 157V159L214 160L213 159V157ZM241 156H243V157H241ZM248 156V157H247ZM3 157H5V158H3V160H2V158ZM12 157V158H11ZM49 157V158H48ZM73 157H74V159H73ZM81 157V158H80ZM83 157V158H82ZM88 158V160H87V158ZM107 157V158H106ZM114 157V158H113ZM124 157V158H123ZM128 157V158H127ZM150 157H152V158H150ZM153 157H154V159H153ZM183 157V158H182ZM197 157H199V156H197ZM241 157V158H240ZM245 157V158H244ZM54 158V159H53ZM71 158V159H70ZM84 158H86V160L84 159ZM91 158L93 159V160H91ZM103 158V159H102ZM105 158V159H104ZM112 158V159H111ZM117 158V159H116ZM131 158H133V161L131 162L129 159H131ZM163 160H162V159ZM166 158V159H165ZM170 158H171V160H170ZM178 158V159H177ZM232 158V159H233ZM234 158V159H235ZM256 158L258 159V161L256 160ZM5 159V160H4ZM18 159V160H17ZM24 159V160H23ZM37 159V158H36ZM43 159V160H44ZM73 159V160H72ZM99 159V160H98ZM108 159V160H107ZM128 159V161H130L127 165H126V162H125V160H127ZM149 159V160H148ZM152 161H151V160ZM160 159V160H159ZM234 159H233V161H234ZM6 160H8V161H6ZM23 160V161H22ZM97 160H98V162H97ZM111 160V161H110ZM118 160H124V161H122L123 163L120 165V163L119 162H121V161H118ZM141 160V161H140ZM154 160H156V161H154ZM159 161V163H158V161ZM177 161V163H175L176 161ZM220 160H221V162H220ZM224 160V161H223ZM237 160V161H238ZM259 160H261V161H259ZM21 161V162H20ZM87 163V164H85V162ZM90 161V162H89ZM103 161V162H102ZM114 161V162H113ZM118 161V162H117ZM149 161V162H148ZM151 161V162H150ZM215 161V162H214ZM237 161H234L233 163H237ZM241 161H239V162H241ZM257 163H256V162ZM23 162V163H22ZM93 162H95L94 164H95V168L93 167L94 166V164H90V163H93ZM116 162V163H115ZM143 162V163H142ZM154 162V163H153ZM168 162V163H167ZM237 163L238 165H241L242 163ZM259 162V163H258ZM13 162H8L7 164H8V166L11 164L12 166L15 164V165H17V167L18 166H20V167H22L21 166V164L20 165H18V163L17 162H15V163H13ZM79 163V162H78ZM98 163V164H97ZM100 163V164H99ZM110 164V167H109V165L108 164ZM114 163V164H113ZM141 163V164H140ZM147 163V164H146ZM226 163V164H225ZM246 163V162H245ZM244 163V164H245ZM263 165H262V164ZM41 164V166H42V163H40ZM44 165H43V167H45V164L46 163H43ZM71 164H73V163H71ZM107 164V165H106ZM117 164V165H116ZM124 164H125V166H124ZM162 166H161V165ZM164 164V165H163ZM206 164V163H205ZM204 164V165H205ZM247 164V163H246ZM245 164V165H246ZM10 165V166H11ZM14 165V166H15ZM86 165V166H85ZM88 165V166H87ZM90 165V166H89ZM118 165H120V168H118L119 166ZM131 165V166H130ZM141 165V166H140ZM198 165V166H197ZM255 165H257V166H255ZM24 166V165H23ZM82 166V167H81ZM105 166V167H104ZM122 166H124V167H122ZM177 166L179 167V168H177ZM260 166V167H259ZM88 167H90V168H88ZM131 167V168H130ZM176 169H178V171L177 170H175V168ZM189 168V169H187V168ZM256 167H258V168H256ZM263 167V168H262ZM97 168H100V169H97ZM116 168V169H115ZM118 168V169H117ZM134 168V169H133ZM229 168V167H228ZM49 169H51V168H49ZM90 169V170H89ZM93 169H94V171H93ZM124 169V170H123ZM129 169V170H128ZM183 169V171H180V170H182ZM46 173L48 172V171H50V170H48V169H46V167H45V169H43ZM46 170H48V171H46ZM99 170V171H98ZM109 170V171H108ZM115 170V171H114ZM118 170V171H117ZM185 170H187V171H185ZM89 171H91V172H89ZM204 171V172H203ZM208 171V170H207ZM25 172L27 173L28 172V174L29 175H33V174H35L36 172H33V171H31V170H27V171H23V173L25 174ZM38 172H43L42 170L40 171H38ZM62 172L63 173H65L66 172V170L65 171H63L62 170ZM88 172V173H87ZM105 172H107V173H105ZM115 172V173H114ZM169 172V173H168ZM179 172H180V174H179ZM18 173H21L20 175H23V173H22V171L20 170V171H18ZM45 173V174H46ZM49 173V172H48ZM90 173L91 174H93V175H90ZM95 173V174H94ZM113 175H112V174ZM170 173H172L171 175H170ZM182 173V174H181ZM102 174H105V175H102ZM110 174V175H109ZM178 174V175H177ZM185 174V175H184ZM189 174V176H187V177H189V178H187L186 180H181L180 179V176L182 177H185L186 175H188ZM86 175V176H85ZM88 175V176H87ZM90 175V176H89ZM107 175V176H106ZM139 175V176H138ZM190 175H191V177H190ZM194 175V176H193ZM97 178H95V177ZM193 176V177H192ZM201 176V177H200ZM85 177H87V178H85ZM89 177V178H88ZM94 177V178H93ZM174 177H176V178H174ZM99 178V179H98ZM104 178V179H103ZM200 178V179H199ZM86 179V180H85ZM90 179V180H89ZM92 179V180H91ZM96 179V180H95ZM203 179V180H202ZM156 180V181H155ZM84 181V182H83ZM85 181H86V184H85ZM94 183H93V182ZM106 181H107V184H106ZM108 181L111 183H108ZM136 181V182H135ZM171 181V182H170ZM180 181H182V182H180ZM191 181V182H190ZM97 182V183H96ZM175 182V183H174ZM177 182V183H176ZM201 182V183H200ZM84 183V184H83ZM105 183V184H104ZM113 183V184H112ZM127 183V185H124V184H126ZM172 183V184H171ZM178 184V185H177ZM187 184H189V185H187ZM111 185V186H110ZM113 185V186H112ZM105 186V187H104ZM110 187V189H109V187ZM128 186V187H127ZM181 186L183 187V188H181ZM97 187V188H96ZM106 187H108V188H106ZM124 187V188H123ZM125 187H126V189H125ZM188 188V190H187V188ZM164 188V189H163ZM176 188V189H175ZM194 188H195V190H194ZM105 189V190H104ZM124 189H125V191H124ZM129 189V190H128ZM137 189V190H136ZM162 189V190H161ZM183 189V190H182ZM190 189V190H189ZM66 190V189H65ZM64 190V191H65ZM102 190V191H101ZM113 190V191H112ZM127 190V191H126ZM134 190V191H133ZM193 190V191H192ZM95 191H97V192H95ZM138 191V192H137ZM155 191V192H154ZM102 194H101V193ZM143 192V193H142ZM195 192V193H194ZM157 193V194H156ZM160 193V194H159ZM177 194V195H173V194ZM66 196H65V195ZM123 194V195H122ZM135 194V195H134ZM138 194V195H137ZM156 194V195H155ZM198 194V193H197ZM201 194V193H200ZM127 195V196H128ZM154 195V196H153ZM178 195H180V196H178ZM188 195L187 196H184V197H186V200L188 199L187 197H188ZM67 196H68V194H67V191H66V193H63V196H62V199H63V202H65L66 201V199H67ZM143 198L144 197V199H142L141 197ZM135 197V198H134ZM145 197H147V198H145ZM157 197V196H156ZM177 197H180V198H177ZM66 198V199H65ZM140 199V200H139ZM188 199V200H189ZM256 200L258 199V198H255ZM255 199H253V201L251 202L250 201V203H252V204H255V206L254 205H250L251 207H252V209H251V207H250V209L252 210V212L251 211H249L248 209H247V211H246V209H244L247 213H249V214H251V213H253V209L255 208V207H257V208H255L256 210L255 211H257V209H260L261 208V206H259V203H260V205H264V200H259L258 199V202L255 200ZM110 200V199H109ZM139 200V201H138ZM153 200L155 201V199L153 198ZM186 200L184 199V201H185V203H186ZM115 201V202H116ZM147 201V200H146ZM175 200H172L171 201V204H173V202H174ZM183 201V202H184ZM254 201H256L255 203H254ZM263 201V202H262ZM82 202V203H81ZM263 204H262V203ZM256 203H258V204H256ZM130 205V206H129ZM128 206L130 207V208H132L133 207V204L132 203H130ZM131 205H132V207H131ZM149 205H150V203H149ZM249 205H248V207H249ZM257 205V206H256ZM128 206H126L127 208H128V212H129V207ZM151 206V205H150ZM259 207V208H258ZM264 207V206H263ZM127 208H125V209H127ZM37 209H40V208H36V210H34V209H32V211H33V213L35 212V214H36V211H38ZM149 209H150V207H149ZM152 209V208H151ZM64 210H66L65 208H63V211ZM245 211H242V212H244V213H242L243 215H244V218L246 219V221L249 219L250 220V218H251V220L250 221H252V220H254V221H252L253 223L256 221L255 219H257V221L259 222L261 219H259L258 218V215H259V217L260 216H262L263 215V213H262V211L264 212V208H261L260 210H258L259 212H261V213H258L257 212V214H253L254 216H253V218H252V216L251 215H249V217H248V214H246V212ZM241 214V215H242ZM246 215H247V217H246ZM255 215H257V217L255 218ZM65 215L64 214H62L61 215V218L62 219H64L65 217H64ZM37 217V216H36ZM243 217V216H242ZM39 216L36 218L37 220H39ZM248 218V219H247ZM262 219H263V221L261 220L259 223H260V225H264L262 222H264V215L261 217ZM201 221V222H200ZM203 221H204V219H201L200 218V220H199V222L197 223V222H195L194 223V225L195 226H197V228H200L201 226L200 225H202L203 226ZM249 221V222H250ZM202 223V224H201ZM247 223V222H246ZM251 223V222H250ZM249 223V225H251ZM197 224V225H196ZM200 224V225H199ZM248 225V227H250ZM98 227V226H97ZM263 227V226H262ZM101 229H99L98 231H96V236H95V238H93V240H91L92 241V244H89L91 241H89V240H85L84 239V237H83V235H79V237H78V239L77 240H75V241H73L71 244H70V246H69V252H68V260H64V261H62L61 260V253L60 252H58L55 256H54V259L52 260V263H50V262H47V261H45V260H43L42 258H40V257H37V256H32V257H27V255L26 256H24L23 257V263H20V264H147V259L148 258H153V259H155L156 260V262H157V264H162L163 262L161 261V258L159 257V255H158V253H156V251H155V248H153L154 246H152L151 245V243L149 242V241H147V240H140V241H138V242H131L130 243V240L131 239H129L128 238V235L126 234V235H124L122 238L121 237H118L117 236V234H115L116 232H115V230H113L112 229V231L109 229L108 231H107V228H105V230H104V227H102V230L100 231ZM196 230V229H195ZM108 232V233H107ZM112 232V233H111ZM115 232V233H114ZM116 235V236H115ZM125 237V238H124ZM130 237V236H129ZM127 238H128V240H127ZM89 241V242H88ZM133 243L135 244V245H133ZM138 244H140L139 246H138ZM145 245H147V246H145ZM150 245V246H149ZM90 246V247H89ZM90 248V249H89ZM142 248V249H141ZM146 249V250H145ZM240 249V250H239ZM239 249H237L236 251H234V252H230V254H229V256H228V260L226 261V263L225 262H219V261H217V262H205L204 264H264V243L262 244V243H257V242H252V243H250L249 245H247L246 247H244V248H242V250H241V248H239ZM89 250V251H88ZM232 254V255H231ZM38 258V259H37ZM42 259V260H41ZM0 264H13V263H9V262H7V259H3L2 260V262H0ZM164 264V263H163ZM167 264H196L195 263V261H194V257H193V254H190L189 255V253H188V255H182V254H180V256H178V258H177V260L175 261V260H172L171 262H169V263H167Z\"/></svg>",
    "mask_w": 264,
    "mask_h": 264
}]
</instances>
